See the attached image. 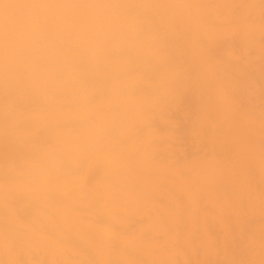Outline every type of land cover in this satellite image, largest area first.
I'll return each mask as SVG.
<instances>
[{
    "label": "bare ground",
    "instance_id": "bare-ground-1",
    "mask_svg": "<svg viewBox=\"0 0 264 264\" xmlns=\"http://www.w3.org/2000/svg\"><path fill=\"white\" fill-rule=\"evenodd\" d=\"M133 2L134 0H0V264H45L46 262V259L48 258V260H47V264H49V262L51 261L53 264H58V263H61V261L60 260H58V258H60V256L62 257V259H63V261L65 262V260L67 261V262H69V260L71 261V259H69L68 257H72V255H73V258L75 259V257H74V254L76 255V259H79L80 260V258H79V256H78V252H76V253H78V254H76L75 253V251L73 252V254L71 255V253L72 252H68V251H72V247H74L75 248V246H72L71 248L70 247H68L67 248V256L68 257H66V255H65V253L64 252H66V251H63V252H61V251H59V253H57V252H55L54 251V249L52 250V248H53V245H48V247L50 246L51 248H50V250L51 251H54L55 253H57L56 254V256H57V258H56V262L55 261H53V260H51L52 259V257H50V254L53 256V254H55L54 252H53V254H52V252L50 251V254L49 253H47L48 251H49V249H47L48 247L46 246L45 247V245H47V243H53L55 240L54 239H57L56 237L51 241L50 239L51 238H49L48 240L50 241V242H48L47 241V238L46 239H44L45 237H44V235H45V231H47L48 230V228L49 227H52L51 225L53 224V222L51 221L52 220V218L53 217H56L57 218V220H58V218H59V221H61V216L62 217H64V218H66V220H69V217L71 218L72 216L74 217V221H76L75 220V218H79V216H77L76 215V213H74L75 214V216H74V214L71 212L72 211V209H74L73 207H75V209L76 210H78V207H79V211H85L86 209H83L84 207V204H85V206H86V208L88 209V210H86L85 211V214H86V216H85V218H83V220H81V221H84V219L86 220L87 218H92V213H91V215L89 214L90 212H94V210H95V206L93 207V209L92 208H90L89 209V207H87L88 206V204H89V206L91 205L92 206V204H90V201H92V198H90V196L91 195H89L90 193H88V197L90 198V201H87L88 200V197H86L87 198V200H86V202H85V194H87L86 192H88V191H90V187L91 186H94L95 184H94V181L92 182V185H91V183L89 184V185H87L89 188H87L88 189V191H87V189H85V188H83L81 185H82V183H84V184H86L85 183V180H84V176H85V179H86V174L84 175V173L86 172L85 170H84V172L83 173H81V169L83 168V169H85L84 168V166L86 167V166H88V165H86V164H84V161L86 162L87 161V159L89 160V159H91L92 158V156H90V158H89V156L86 154L87 153V150H86V144H88V145H90V147L89 148H93L92 149V151H95L93 154H95L94 156L95 157H101L103 154H105L106 155V153H111V152H113V154H115L114 152H116V153H118L119 154V157H121V152H122V155H124V153L126 154V152L128 151V150H126L125 149V147L124 146H126V145H128V147H130V148H132L133 147V145H134V141L133 140H131V139H125L124 138V136L123 137H121V136H119V134L117 135L116 133V135H115V137H117V138H113V139H110V137L111 136H113V135H110L111 133L110 132H112L113 130H117V129H119L120 128V125H121V127H123L124 128V126H126V128L128 127H130V126H132V128H130V130L132 131V129H133V126H134V131H132V132H134V133H137V135L135 136L134 135V133H129L128 134V137L130 136V134H133L134 135V137L136 138V140L138 141V138L140 139V137H141V135L143 134V136H145L144 134H146L145 132H143L142 130H144L145 131V129L148 127L149 129L150 128H154V126H155V124H156V126H158L157 124L159 123L160 124V126H158V127H161V126H163V128L165 129L166 127L165 126H167L168 124L169 125H171V124H173V123H175L176 124V122H169V121H164V120H161L160 121V119L158 118V116H157V113L155 112V114L153 113V112H151L152 114H153V116H154V118L156 119V117H157V120H158V123H155V120H153L152 119V117H150L152 114L149 112V111H152V110H150V108H151V106L150 107H148L147 106V104L151 101V100H147V101H149V102H146L145 100H143V102H145V106L146 107H148L149 108V111H147V109L145 108V106H144V109H142L143 108V106H142V104H144V103H142V100H141V102H140V100L139 99H141V98H139V97H141V95H142V89L143 88H146V90H147V92L146 91H143V92H146V94H150V92H152V87H154V88H156L154 85L153 86H147V84L145 85V83L146 82H143V84H142V81L139 79V78H142V76H140L139 77V73H138V71L140 70V68H142L143 69V67L144 68H146L145 67V65L146 64H148L149 66H148V69H153V70H150L152 73H153V75H152V77L154 78V77H156L157 75H159V73H160V71L161 70H165L164 68H166V66H167V70L165 71V72H167L168 70H169V72H170V70H171V73L173 74V72H175V70L177 71L178 70V66H179V61L177 62L178 63V65H177V63L174 61V59H170V58H172L174 55L172 54V57H170V55H168V50H165V48L167 47L168 48V46L169 45H167V46H165V48H163L164 46H162L161 44H165V42L166 41H168V40H170L171 38V36L170 35H172V34H170L169 35V32H168V35L167 34H165V36L167 35V36H170L169 37V39H166L167 38V36H166V38L164 39V36H163V38L161 37V39H163V40H161L160 39V37H159V35L161 34L160 32H158L159 30V24L160 25H162V27H163V22L164 21H162V22H159V21H157V23L159 22V24H158V29H156V27L157 26H153V25H155V22L156 21H153V18H152V20H150L151 22H154V24H152L150 21V23H148L147 22V20H146V22L149 24L148 26H149V32H148V27L145 25V28H144V25L142 24V23H144L143 21L145 20H142V18H144L143 16H144V13H145V11L147 12V10L150 12V13H152V11H153V14L154 13H157V11L156 10H158L159 11V9H153V8H155V5H154V7H150L149 5L150 4H148V2H149V0H147V2H146V0H145V4L144 3H142L144 0H136V1H140V4L142 3L143 5H142V15H141V17L139 18V20H141V22L138 20V18H137V16H140V11L139 10H137V9H135L136 10V12L137 11H139V12H137L136 14H135V17L137 18V20L139 21H136V19H134L135 17L134 16H132V15H134V12H130L129 10H130V6H131V8H132V3L131 2ZM136 1L134 2V3H136ZM151 1V0H150ZM159 1V0H158ZM164 1V0H163ZM182 1V0H181ZM185 1V0H184ZM192 1V0H191ZM193 1H195V0H193ZM197 1V0H196ZM195 1V2H196ZM204 1V0H203ZM202 1V2H203ZM206 1V0H205ZM204 1V2H205ZM213 1V0H212ZM160 2V1H159ZM164 2H168V0L166 1H164ZM187 2H188V0H187ZM199 2V1H198ZM204 2L202 3V4H204ZM214 2V1H213ZM130 3H131V5H130ZM149 3H151V2H149ZM156 3H158L157 1H154L153 0V3L152 4H156ZM161 3H162V5L164 4L163 2H162V0H161ZM166 3L164 4V6H166ZM169 3V2H168ZM188 3H190V2H188ZM206 3V2H205ZM228 3V2H227ZM137 4V3H136ZM139 4V3H138ZM137 4V5H138ZM148 4V5H147ZM151 4V5H152ZM192 3H190V5H191ZM196 5H197V7H198V3H195ZM210 4V2H208V4L207 5H209ZM212 4H214V3H211L210 5L211 6H214V7H212V8H210V9H215V5H219L220 3L219 2H217V4H214V5H212ZM223 4V3H222ZM130 5V6H129ZM159 5H161L160 3H158V6ZM161 5V7H162V11H163V8H165L164 6H162ZM188 5V4H187ZM193 5H194V2H193ZM195 5V6H196ZM228 5V4H227ZM227 5H225V6H227ZM129 6V7H128ZM144 6V7H143ZM149 8H148V7ZM195 6H193V7H195ZM199 6H200V4H199ZM204 6V5H203ZM202 6V7H203ZM222 6H224V4L222 5ZM140 7H141V5H140ZM157 7V6H156ZM160 7V6H159ZM158 7V8H159ZM190 7H192V6H190ZM201 7V8H202ZM228 8L227 9H230L229 8V6H227ZM145 8H147L146 10H144ZM152 8V10H149V9H151ZM196 8V7H195ZM195 8H192V9H195ZM199 8V7H198ZM225 8V7H224ZM140 9V10H141ZM205 8L203 7V9H201V10H204ZM223 9V8H222ZM132 10L133 11H135L133 8H132ZM131 10V11H132ZM156 12H155V11ZM161 10V9H160ZM171 10L172 9H168V11L170 12V13H172L171 12ZM207 9H205L204 11H206ZM216 10V9H215ZM218 10V9H217ZM224 10H226V9H224ZM161 11V12H162ZM174 11V10H173ZM188 11H189V9H188ZM204 11H201V13L202 12H204ZM132 13V15H131V17H129L128 16V13ZM149 12H147V14L149 13ZM160 12V11H159ZM159 12H158V14H159ZM164 12H166L165 10H164ZM168 12V13H169ZM190 12V11H189ZM196 12H199V11H196ZM210 11H208V13H209ZM139 13V14H138ZM167 13V14H168ZM169 13V14H170ZM216 13V12H215ZM214 13V14H215ZM146 14V15H147ZM161 14H163V13H161ZM165 15V16H168V15ZM196 14V13H195ZM151 15V14H150ZM156 15V14H155ZM174 15V14H173ZM173 15H171V16H173ZM152 16H154V15H152ZM161 16V15H160ZM162 16H164V15H162ZM170 16V15H169ZM227 16V15H226ZM226 16H224V18L226 17ZM229 16V15H228ZM227 16V17H228ZM134 17V18H133ZM158 17L159 16H157V18L155 19V20H158ZM202 17V16H201ZM201 17H199L200 19H203V18H201ZM226 17V18H227ZM160 18V17H159ZM164 18V17H163ZM161 19V20H166V19ZM176 18V17H175ZM174 18V19H175ZM198 18V19H199ZM223 18V17H222ZM220 19L219 20V18H217L219 21H220V24L221 23H224V22H221V20H223V19ZM133 19H134V22H132L133 21ZM147 19H149V18H147ZM172 19V18H171ZM170 19V20H171ZM199 19V20H200ZM216 19V20H217ZM236 19V18H235ZM160 20V21H161ZM217 20V21H218ZM225 20V19H224ZM223 20V21H224ZM136 21V22H135ZM172 21V20H171ZM171 21H168L167 20V23L169 22H171ZM178 21V20H177ZM204 21V20H203ZM213 21H215V20H213ZM217 21H215V22H217ZM240 21V20H239ZM145 22V23H146ZM214 22V23H215ZM230 22V21H229ZM229 22H228V24H229ZM234 22H236V20L235 21H233L232 23L234 24ZM126 23H128V25L126 24ZM129 23H131V24H129ZM134 23V24H133ZM135 23L136 24H140V25H135ZM165 23V22H164ZM168 23V24H169ZM209 23H211V22H209ZM213 23V24H214ZM226 23V22H225ZM224 23V24H225ZM143 26H142V25ZM168 24H165V25H168ZM206 24V23H205ZM212 24V25H213ZM219 24V23H218ZM126 25L128 26V28H126ZM151 25V26H150ZM215 25H216V23H215ZM131 26V27H130ZM134 26V27H133ZM139 26V28H138V30L140 29L141 31L143 30V28H144V30L141 32L140 30V33H142V34H144L145 32H147V33H149V35H146V34H144L145 36H146V38H147V36H148V38L151 36V34H150V32H153V34L155 33V35H157L156 33H159L158 34V38H159V40L160 41H163V43H160V45L162 46V48L164 49V50H162V51H164V54H165V51H167L166 53H167V55L170 57V58H168V61H172V68H171V64L169 65V62H168V64L167 63H165V62H158V63H160V64H155L154 63V61H152L155 65H154V67H151V66H153V63L152 62H148V61H150L152 58L154 59V57H152V56H156V55H154V53H153V55H152V53H151V56L150 57H152V58H150L149 57V51L150 50H146L147 48H150V47H146V45H148L147 43L149 42V41H151V42H149L150 43V45H154L155 44V46H151V51L153 50V48L155 47V49H157L156 51H158V48L159 47H157V45H156V42L158 43V41H157V39L155 38V37H157V36H155V37H153V39H151V40H147L146 38H144L143 36H142V34H140V36H139V31L137 30V28H135V27H138ZM153 26V27H152ZM172 26V25H171ZM174 26V25H173ZM183 26V25H182ZM187 26V25H186ZM206 26H207V24H206ZM230 26H231V23H230ZM233 26V25H232ZM244 26V25H243ZM132 27H133V29H132ZM143 27V28H142ZM146 27H147V29H146ZM161 27V26H160ZM162 27H161V29L160 30H162ZM123 28V29H122ZM124 28H126V30H124ZM165 30H166V28L165 27H163ZM168 28H169V26H168ZM167 28V29H168ZM171 28V27H170ZM235 28V27H234ZM134 29L136 30V31H138V32H135V33H137L138 35L136 36V37H134L135 36V33L133 32L134 31ZM147 31H146V30ZM151 29H152V31H151ZM153 29H156V30H153ZM173 28H171V30H172ZM122 30H124V31H122ZM127 30L130 32V30L132 31V33H131V36H130V33L128 34V32H127ZM158 30V31H157ZM165 30H163L164 32H165ZM127 33H126V32ZM155 31H157V32H155ZM167 31V30H166ZM174 31L172 30V33H173ZM175 32H176V29H175ZM134 33V34H133ZM167 33V32H166ZM171 33V32H170ZM183 33V32H182ZM163 34V35H164ZM175 34V33H174ZM180 34V33H179ZM181 35V34H180ZM140 38H139V37ZM142 36V37H141ZM154 36V35H153ZM179 35L178 34H176V36H174V37H176L177 39H180L179 37H178ZM133 37V38H132ZM131 38H132V40H134V38L136 39V40H138L139 42H136V40H134L135 42H136V44H138L139 45V43H140V45H141V47L139 48V46L138 45H134V41H131ZM143 38V39H142ZM151 38V37H150ZM173 38V37H172ZM175 38V39H176ZM185 38H187V37H185ZM184 38V39H185ZM189 38V37H188ZM142 39V40H141ZM144 39H146L145 41H144ZM155 39H156V42H155ZM175 39H171V41H170V44L172 43V41L173 40H175ZM176 39V40H177ZM141 40V41H140ZM152 40H154V41H152ZM164 40H165V42H164ZM176 40L174 41V43L176 42ZM143 41V42H142ZM159 41V42H160ZM178 41V40H177ZM133 42V43H132ZM152 42H154V43H152ZM186 42V41H185ZM141 43H143V45L141 44ZM152 43V44H151ZM174 43H172V44H174ZM183 41H182V46H183ZM144 44H146V45H144ZM167 44H169V41L167 42ZM176 44V43H175ZM253 44H255V43H253ZM185 45V44H184ZM189 45V44H188ZM187 45V46H188ZM251 45V44H250ZM127 46H129L130 47V49H131V47L133 46L135 49L137 48V52H138V50L139 51H141V50H143V51H141L143 54V59H144V55L146 54V57H145V59L143 60L142 59V57H139V59H138V61L139 60H141V61H143V63H146V64H141L140 65V67L139 68H136L135 66H134V64L136 63L137 64V58L138 57H134V58H136V59H134L136 62H134L133 60H132V64L131 63H129L128 61H127V59L128 60H131L132 58H133V55H131V54H133V52H131L132 50L133 51H135L136 52V50L132 47V49L129 51V47H128V49H126V50H128V54L129 55H131V56H128L127 55V52L126 51H124L125 50V47L127 48ZM136 46V47H135ZM161 46H160V51H161ZM171 46V45H170ZM169 46V47H170ZM173 46V45H172ZM186 46V45H185ZM248 46V45H247ZM252 46V45H251ZM157 47V48H156ZM180 47V46H179ZM179 47H177L179 50H181L182 49V51H183V48H179ZM184 47V46H183ZM198 47V46H197ZM139 48V49H138ZM171 48V47H170ZM170 48H168V49H170ZM188 48V47H187ZM204 48V47H203ZM206 48V47H205ZM231 48V47H230ZM233 48V47H232ZM154 49V50H155ZM198 50H200L199 48H197ZM248 49H249V47H248ZM146 51V53H145V51ZM173 50V49H172ZM246 50V49H245ZM256 50V49H255ZM123 51V52H122ZM148 51V52H147ZM155 51V52H156ZM160 51H159V53H160ZM186 51V48H185V50H184V52ZM203 51V50H202ZM207 51V50H206ZM227 51H228V49H227ZM134 52V56H137L138 54V56H140V54H141V52H136L135 53ZM171 52H173V51H170V53ZM198 52H200V51H198ZM247 52V51H246ZM249 52V51H248ZM145 53V54H144ZM157 53V52H156ZM155 53V54H156ZM137 54V55H136ZM162 54H163V52H162ZM197 54V53H196ZM203 54V56H204V53L203 52H201V55ZM248 54V53H247ZM128 56V57H126L125 58V56ZM161 55V54H160ZM198 55V54H197ZM258 55V54H257ZM256 54L255 55H253L254 57H256L257 56ZM158 56V55H157ZM163 56H166V55H163ZM259 56V55H258ZM257 56V57H258ZM129 57H132V58H130L129 59ZM150 59H149V58ZM185 57V56H184ZM202 57V56H201ZM201 57H199V58H201ZM206 57V56H205ZM204 57V58H205ZM247 57V56H246ZM245 57V58H246ZM155 58H158V57H155ZM173 58H176V56L175 57H173ZM189 58V57H188ZM226 58V57H225ZM250 58V57H249ZM149 59V60H148ZM202 59H203V57H202ZM202 59H201V61H202ZM208 59V58H207ZM212 59H214V58H212ZM180 60H182V59H180ZM185 60H186V58H185ZM205 60V59H204ZM225 60V59H224ZM227 60V59H226ZM231 60H234V59H231ZM248 60V59H247ZM145 61H147V62H145ZM189 61V60H188ZM200 61V62H201ZM210 61V60H209ZM208 60L206 61V62H209ZM157 62V61H156ZM176 63V65L175 66H177V68L174 66V64ZM204 62V61H203ZM221 62H223L224 64H225V61H221ZM227 62H230V61H226V64H227ZM235 61H233V62H231V64H228V65H230V71H229V67H225L224 68V70L223 69H220L222 66H224L222 63V65L221 66H215V69H216V67H219V69L220 70H218V74H220L221 72H219V71H223V73H221L222 74V76H223V78H224V80H223V78H222V76H219L221 79H222V81H225V82H222L224 85V90L226 89V91H229V87L230 88H232L233 86L235 87V85H234V81L235 80H233V79H235V77L234 78H232V75L234 74V75H237L236 77H239V74H236L235 73V70H236V72L240 69V68H242V69H245V66L244 67H239L238 68V64H237V68H238V70H237V68H235L236 67V62H235V64H233ZM253 61H251V63L249 64V65H254L253 63H252ZM262 62H264V60H262ZM139 64H140V61L138 62ZM142 63V62H141ZM150 63H152V64H150ZM163 63H165V64H163ZM174 63V64H173ZM185 63V65H187L186 64V62H183V64ZM214 62H212V60H211V64H213ZM182 64V62L180 63V66L181 65H183ZM190 64V63H189ZM192 64V63H191ZM190 64V65H191ZM200 64V63H199ZM215 64H217V62L215 63ZM225 64V65H226ZM234 65V72H232L233 70L231 69L232 67H231V65ZM239 64H240V62H239ZM132 65V66H131ZM157 65V66H156ZM161 65H162V67H161ZM168 65H169V67L171 68H169L168 67ZM197 65V64H196ZM206 65V64H205ZM218 65V64H217ZM232 65V66H233ZM243 64H241V66H242ZM126 66H129L128 68L130 69L131 67V69L133 70H135V71H137V73L135 74L134 72L135 71H132V73H130V74H132V75H129V73H128V71L130 72L131 70H128L127 68H126ZM131 66V67H130ZM147 66V65H146ZM161 68H160V67ZM179 66V70H180V68L182 69V67H180ZM204 66V65H203ZM97 67H99V68H101L102 69V71L100 70V75H102V73L101 72H103L104 70L106 71H104L103 73H106L105 75L107 76H102V77H104V80H103V82L105 83H103L102 82V84H104V86H105V88H106V92H107V96H109L108 98H110V97H112L114 100L119 96H123V94L121 95V94H119V93H121V92H124V91H126V93H127V91H132V90H136V91H138V93L140 94V95H138V93L136 92V91H132L133 92V95H131L130 94V96H134L135 97V95H136V93H137V97L139 98V99H137V101L139 100V102H137V103H139V106H137L136 107V105H138V104H135V106L133 105V100L135 99L134 97L132 98L133 100H131V101H129V102H131L132 103V107H129V105L131 106V103H129L128 102V106H126V107H129L131 110H132V108L134 107V108H137V109H134L133 108V111H131L129 108L128 109H124V108H122V107H125V105L123 104V106L122 107H120L119 108V106L120 105H117L118 104V102L116 103V101H115V103H116V105H117V109L116 110H118L117 112H116V110H114V109H111V111H107L108 110V108H109V106H108V108H106V110L104 111H102V112H98L97 111V113H95L94 114V112H96L93 108H92V106L91 105H89V106H91V107H89L88 106V94L89 93H91V89H90V86H91V84L93 85V87L95 88V90H96V94H98L99 93V90H100V93H103V92H105L104 91V88H102V86H99L100 85V80L99 81H97L99 84L97 85L96 83H92V81L91 82H89V79H90V77H91V79H92V71L93 72H96L95 74V76H97V71H96V69H97ZM150 67V68H149ZM156 67V68H155ZM159 67V68H158ZM164 67V68H163ZM196 67V66H195ZM205 67V66H204ZM207 67H208V65H207ZM206 67V68H207ZM249 67V66H248ZM248 67L246 68V69H248ZM256 66L254 65V68H255ZM258 67H260V69H261V66H258ZM258 67H256L255 68V70H258L259 68ZM262 67H264V64L262 65ZM126 68V69H125ZM158 68V69H157ZM169 68V69H168ZM175 68V70H173ZM186 68V67H185ZM190 67L188 66V68L186 69L187 70V73H186V71L185 70H183V71H185V73H184V77L182 78V76L181 77H179V83H182L181 82V78L183 79L182 81H184V78L186 77L187 78V76H188V74L190 73L191 74V72H188V71H190V70H188ZM200 68V67H199ZM211 68V67H210ZM223 68V67H222ZM252 69H253V67H251ZM251 68L250 69H248V71L249 70H251ZM148 69H146V71H147V74H145L146 73V71H145V73L144 72H140V73H142V75L144 74V78H142L143 80L144 79H148L149 77L150 78H152L151 76H150V74L149 73H151V72H149L148 73ZM196 69V68H195ZM201 69V71H202V73H204L207 77L206 78H208V77H210V76H208V74L209 73H207V70H209V69H207L205 72H204V70L202 69V68H200ZM225 69H226V71L228 70V73L225 71ZM246 69H245V71H246ZM258 70V73H259V71H261V72H264V71H262V70ZM263 69V68H262ZM157 70V71H156ZM178 70V71H179ZM193 70V69H192ZM199 70V69H198ZM216 70V71H217ZM142 71H144V70H142ZM197 71V70H196ZM240 71H243V73H244V75H243V73H242V76H244L245 78H247L246 76L248 75H245L246 73H245V71L244 70H239V72ZM194 72V71H193ZM198 72H200V71H197V73ZM224 72H226V73H224ZM238 72V73H239ZM250 72V71H249ZM249 72H247V73H249ZM260 72V73H261ZM133 73H134V76H133ZM154 73H156V75L154 74ZM196 73V74H197ZM230 73V74H229ZM251 73H253V72H251ZM251 73H249V75H251ZM257 73V71H255V74ZM162 75H164V73H163V71H162V73H161ZM180 74H182V73H180ZM180 74H179V76H180ZM185 74H187V76H185ZM200 74H201V72H200ZM215 74H216V72H215ZM218 74H217V78H218ZM226 74L228 75L227 77L229 78V77H231L230 79L231 80H233V85H232V81L230 80L229 82V84H231V85H226V84H228L227 82H228V78H226L225 79V76H226ZM232 74V75H231ZM254 74V73H253ZM141 75V74H140ZM147 75H149V77L147 76ZM171 75V74H170ZM174 76H176L175 74H173ZM183 75V74H182ZM192 75V74H191ZM195 75V74H194ZM199 74H197V78H198V80H200L199 79V76H198ZM230 75V76H229ZM249 75H248V79H246V80H249L251 77H254V75L252 76H250V78H249ZM261 75V74H260ZM259 74H258V76H260ZM166 76L167 75H165L164 77H163V79L164 78H166ZM196 76V75H195ZM201 76H202V74H201ZM200 76V77H201ZM216 76V75H215ZM241 76V75H240ZM241 76V77H242ZM101 77V76H100ZM171 77V76H170ZM173 77V76H172ZM193 76H191V78H192ZM203 77H204V75H203ZM99 78V77H98ZM149 78V79H150ZM161 78V77H160ZM178 78V77H177ZM190 78V77H189ZM189 78H187L188 80H190V83H188V84H193V79L194 78H196V77H194L193 79H189ZM197 78L196 79H194L195 81L197 80ZM205 78V77H204ZM203 78V80H205ZM216 78V77H215ZM216 78V79H217ZM243 78V77H242ZM242 78H240V79H242ZM90 79V80H91ZM101 79V78H100ZM103 79V78H102ZM106 79H107V81H108V84H107V81H106ZM148 79V81H152V80H155V81H152V82H156V80L158 79L157 77L156 78H154V79H150L149 80ZM186 79V81H188ZM213 78H211V80H212ZM221 79H217V81H216V83L218 82V80H219V82L221 83ZM228 79V80H227ZM239 79V80H240ZM252 79V78H251ZM254 79V78H253ZM262 79H264L263 78V74H262ZM159 80V79H158ZM158 80H157V83H158ZM166 80H168V82H166ZM171 80V81H170ZM191 80H192V82H191ZM208 80L210 81V82H212L211 80H210V78H208ZM236 80H237V78H236ZM245 80V81H246ZM139 81H141L140 83H139ZM164 81L166 82V83H164ZM206 81V80H205ZM209 81H207L209 84H210V82ZM227 81V82H226ZM244 81V79H242V81L240 80V84L242 85V83L243 82H245ZM169 82H170V84H169ZM189 82V81H188ZM206 82V83H207ZM218 82V83H219ZM239 82V81H238ZM247 82V81H246ZM89 83H91L90 85H89ZM163 83L164 84H167V85H172V88H170V87H168V88H170V91L172 92L171 93V95L170 96H172V98H173V96L175 97V93H177L176 92V87H173L174 86V81H172V78L170 79L169 78V76L167 77V79H165V80H163ZM172 83V84H171ZM184 83H185V81H184ZM236 83V87H237V82H235ZM247 83H249V81L247 82ZM246 83V84H247ZM107 84V85H106ZM149 84V83H148ZM195 84V83H194ZM211 84H214V82H212ZM246 84H244V85H246ZM160 85V84H159ZM158 85V86H159ZM185 85V84H184ZM222 85V84H221ZM221 85L218 87V88H220L221 87ZM226 85V86H225ZM96 86H99L101 89H103L102 91L103 92H101V89L100 88H96ZM161 86V85H160ZM187 86V85H186ZM202 86L203 87H205L206 88V85L204 86V84H202ZM208 87H209V85H207ZM211 86V85H210ZM227 86H229V87H227ZM148 87V88H147ZM165 87V86H164ZM167 87V86H166ZM194 87V86H193ZM214 88H215V85L213 86ZM226 87V88H225ZM233 87V88H234ZM163 87L161 86V88H160V90L162 89ZM167 88V89H168ZM183 88V87H182ZM180 89V92H181V90H183V89ZM184 88H185V86H184ZM189 88V87H188ZM211 88H212V86H211ZM141 89V90H140ZM149 89H150V91H149ZM152 89V90H151ZM164 89V88H163ZM167 89H165V91L167 92V94H170L169 93V90H167ZM172 89L173 90H175L174 91V93H173V91H172ZM207 89V88H206ZM228 89V90H227ZM237 89H239L238 87L236 88V95L240 92L239 90L237 91ZM91 90V91H90ZM98 90V91H97ZM144 90V89H143ZM154 90H156V89H154ZM158 90V95H160V100H163V102H161L162 104H165V105H167L168 104V102L169 101H165L164 100V98H169V100H170V97H169V95H168V97H165V96H167V95H164V96H162L164 93H162L161 91H164V90ZM188 90V89H187ZM191 90V89H190ZM204 91V89L201 87V89H200V91L201 92H203ZM233 90V89H232ZM130 91V92H131ZM197 91H199V90H197ZM196 91V92H197ZM217 91H218V89L216 90V92L215 93H217ZM222 91V90H221ZM98 92V93H97ZM119 92V93H118ZM131 92V93H132ZM149 92V93H148ZM155 92V91H154ZM219 93H220V90L218 91ZM223 92V91H222ZM135 93V94H134ZM161 93H162V95H161ZM205 93V92H204ZM242 93V92H241ZM93 94V95H92ZM92 96L91 95H89V98H91V97H97V98H100L99 97V95L100 94H98V96L95 94V91H94V93H93V91H92ZM116 94L118 95L117 97H116ZM144 94V93H143ZM153 93H151L149 96L150 97H147V98H149V99H151V97L153 98V99H155V96H153L152 95ZM191 94V93H190ZM202 94V93H201ZM240 94V93H239ZM95 95V96H94ZM102 95V94H101ZM157 94H156V96H157V98L159 97ZM194 95V94H193ZM196 95V94H195ZM209 95V94H208ZM218 95H220V94H218ZM235 95V96H236ZM91 96V97H90ZM125 96V95H124ZM211 96V95H210ZM102 97V96H101ZM104 97V96H103ZM164 97V98H163ZM239 97V96H238ZM242 97H245V96H242ZM241 97V98H242ZM252 96H250V98H251ZM255 97H257V95L255 96ZM96 98V101H97V103L99 104V102H100V100L99 99H97ZM105 98V97H104ZM126 98L127 97H125V100H126ZM144 98H145V94H144ZM162 98V99H161ZM240 98V99H241ZM92 99V98H91ZM90 99V100H91ZM95 99V98H94ZM94 99H92V100H94ZM130 99V98H129ZM174 99H176V98H174ZM204 99V98H203ZM244 99V98H243ZM128 100V99H127ZM167 100V99H166ZM209 100H210V98H209ZM250 100H252V98L250 99ZM107 101V100H106ZM112 101V104H114L113 103V100H111ZM155 101H157V102H155ZM152 100L151 101V103L153 102H155V104H152V105H157V108H160L162 105H158V100L156 99V100ZM164 101H165V103H164ZM203 101V100H202ZM214 101V100H213ZM243 101V100H242ZM248 101V100H247ZM103 102V103H102ZM104 102H105V99H102V101L100 102L101 104H103L104 105ZM135 102H136V99H135ZM134 102V103H135ZM159 102V103H160ZM171 102V101H170ZM94 102H92V105H94L93 104ZM96 102H95V105L97 104ZM142 103V104H141ZM147 103V104H146ZM157 103V104H156ZM160 103V104H161ZM213 103V102H212ZM243 103H245V101H243L241 104H243ZM101 104H99V105H101ZM106 104H107V102H106ZM111 104V105H112ZM121 104V103H120ZM247 103H245V105H246ZM108 105V104H107ZM172 105V104H171ZM180 105V104H179ZM178 105V106H179ZM205 105V104H204ZM212 105V104H211ZM218 105V104H217ZM244 105V106H245ZM248 105H250V104H247L246 106V109H250V108H253L254 109V106L253 107H251L252 105H253V103H252V105L251 106H249L248 107ZM102 106V105H101ZM114 107H112V108H115V105H113ZM160 106V107H159ZM168 106L169 105H167V107L166 106H164L163 108H164V111L163 112H161V108H160V116L161 115H165V118H167V120L171 117V115L168 117V114H167V116H166V114H164V112H167V110H173L170 106H169V108H168ZM176 106V105H175ZM208 106H210V104L208 103ZM215 106V105H214ZM219 106V105H218ZM241 107V112H243V108H245V107ZM173 107V106H172ZM207 107V106H206ZM217 107V106H216ZM215 107V108H216ZM221 107V106H220ZM88 108H90V110H91V108H92V112L91 113H93L94 115H92L91 114V116L88 114V111H89V109ZM99 108V107H98ZM139 108H140V110L142 109L145 113H143V111H142V113L143 114H141V112L139 113L140 115L138 116L140 119L142 118V115H144V117H145V119L147 120V123H148V121H150L148 124L146 123L145 125L143 124V123H140V122H138V124L136 123V125H135V121H134V124L133 125H130L131 123L129 122V123H127V120L129 121V119L127 118V119H124V116H126V114H129V111L131 112V115L132 114H136L135 112H134V110H139ZM154 108V107H153ZM162 108V109H163ZM167 108V110L165 111V109ZM175 108V107H174ZM177 108V107H176ZM186 109L185 107H182V109L181 110H183L182 111V113L184 112L185 113V110L184 109ZM215 108H214V110L213 111H215ZM145 109H146V111H145ZM152 109V108H151ZM155 109H156V107H155ZM155 109H153V110H155ZM211 109V108H210ZM218 109V111L219 110H221V108H217ZM222 109H224V107L222 108ZM114 110V111H113ZM129 110V111H128ZM178 110V109H177ZM177 110H175V111H177ZM187 110V109H186ZM204 110L206 111V108H205V106H204ZM238 110H239V107H238ZM120 111V112H119ZM125 111H127L128 113H125ZM201 111V110H200ZM212 111V110H211ZM116 112V113H115ZM149 112V114H151L150 116L149 115H147V113ZM157 112H158V110H157ZM170 112H172V111H170ZM170 112H167V113H170ZM178 112V111H177ZM177 112H175V113H177ZM199 112V111H198ZM209 112H210V110H209ZM217 112V111H216ZM219 112H221V113H223L222 112V110L221 111H219ZM225 112V111H224ZM246 112H247V110L245 111V112H243V113H245L246 114ZM251 112L252 111H250L249 113L251 114ZM89 113H90V111H89ZM159 113V112H158ZM174 113V111L172 112V114ZM175 113L173 114V115H175ZM206 113V112H205ZM214 114H211V115H215L216 113L215 112H213ZM253 113V112H252ZM256 113V112H255ZM254 113V114H255ZM210 114V113H209ZM253 114V115H254ZM138 115V114H137ZM136 115V116H137ZM156 115V116H155ZM172 115V116H173ZM218 116H220L219 114H217ZM216 115V116H217ZM252 115V116H253ZM147 116H148V118H147ZM159 116V117H160ZM199 116V115H198ZM202 116V115H201ZM200 116V117H201ZM241 116H242V114H241ZM250 116V115H249ZM248 116V117H249ZM255 116V115H254ZM150 117V118H149ZM199 117V118H200ZM209 117H210V115H209ZM224 118V116H223V114H221V118ZM227 117V116H226ZM251 117V116H250ZM256 118H257V116H255ZM160 118H163L164 119V117H160ZM172 119H173V117H171ZM170 118V119H171ZM201 118H203V117H201ZM212 118V117H211ZM215 118V117H214ZM213 118V119H214ZM220 118V119H221ZM233 118V117H232ZM253 118V117H252ZM132 119V118H131ZM175 119V118H174ZM207 119V118H206ZM208 119H210V118H208ZM212 119V120H213ZM216 119V118H215ZM123 120H125L124 122H123ZM133 120V119H132ZM138 120V119H137ZM142 120H144V119H142ZM141 120V121H142ZM153 120V121H152ZM193 120H195V119H193ZM203 120V119H202ZM217 120H219V118L217 119ZM222 121H223V119H221ZM235 120V119H234ZM174 121V120H173ZM209 121V120H208ZM210 121H211V119H210ZM209 121V122H210ZM121 122H123V123H121ZM128 124V125H125L126 123ZM143 122V121H142ZM144 122H145V120H144ZM167 122H169V123H167ZM216 122V121H215ZM219 122V121H218ZM218 122H216L217 124H218ZM221 122V121H220ZM225 122H226V120H225ZM239 122V121H238ZM121 123V124H120ZM139 123H140V125H139ZM154 124V125H149V124ZM200 123V122H199ZM210 123H213V122H210ZM142 124V125H141ZM162 124V125H161ZM166 124V125H165ZM195 124H196V122H195ZM207 124V123H206ZM205 124V125H206ZM215 124V123H214ZM216 124V125H217ZM168 125V126H169ZM208 125V124H207ZM210 126V128H213L212 126H211V124H209ZM216 125H215V127H216ZM234 125V124H233ZM233 125H232V127H233ZM119 126V127H118ZM136 126V127H135ZM139 126V127H138ZM192 126H193V124H192ZM195 126V125H194ZM218 126H220L219 124H218ZM83 128L82 130L80 129H78V128ZM158 127H155V128H158ZM172 127V126H171ZM208 126H206V128H207ZM208 127V128H209ZM224 127V126H223ZM226 127V126H225ZM237 127V126H236ZM127 128V129H128ZM135 128H137V129H135ZM151 129V130H154V129ZM194 128V127H193ZM199 128H200V126H199ZM205 128V127H204ZM205 128V130H208V128L206 129ZM209 128V129H210ZM222 128V127H221ZM78 129V130H77ZM122 129V128H121ZM121 129H119V130H121ZM127 129L125 130V129H123V131L124 132H126L127 131ZM139 129V131H137ZM141 129V130H140ZM164 129H161V130H164ZM170 129V128H169ZM172 129H174V126H173V128ZM171 129V130H172ZM214 129V128H213ZM233 129H234V127H233ZM129 130V129H128ZM157 129H155L154 131H151L150 132V134L152 133H154V132H157L158 131V133L157 134H160L159 132V130H157ZM212 130V129H211ZM210 130V131H211ZM216 130V129H215ZM136 131V132H135ZM141 131L143 132V133H141ZM165 131H168V130H166L165 129ZM197 131V130H196ZM204 131V130H203ZM217 131H219V130H217ZM217 131H215V132H217ZM240 131V130H239ZM242 131V130H241ZM140 132V133H139ZM163 132V131H162ZM170 132V131H169ZM169 132H167L168 133V135H169ZM174 132V131H173ZM209 134H210V132L209 131H207ZM206 132V133H207ZM214 132V133H215ZM222 132H224V130H222ZM77 133L79 134V136L81 135V139L79 140L78 139V136H77ZM175 133V132H174ZM205 133V132H204ZM203 133V134H204ZM238 133H240V132H238ZM237 133V134H238ZM109 134V135H108ZM138 134H140V135H138ZM156 134V133H155ZM163 134V133H162ZM220 135H221V133H219ZM227 134V133H226ZM241 134V133H240ZM173 135V134H172ZM171 135V136H172ZM218 135V134H217ZM236 135V134H235ZM234 135V136H235ZM158 136V135H157ZM203 136V135H202ZM201 136V137H202ZM212 136H214V134L212 135ZM211 135H210V137H212ZM222 136V135H221ZM246 136V135H245ZM125 137H127V135L125 134ZM138 137V138H137ZM207 137H208V135L206 136L205 135V140L203 139V137H202V139H203V142H205L206 141V139H207ZM209 137V138H210ZM225 137H227L226 135H225ZM107 138H109V139H107ZM112 138V137H111ZM215 138V137H214ZM222 139H225L223 136L221 137ZM228 138V137H227ZM226 138V139H227ZM94 139H95V141H94ZM142 139V138H141ZM218 139H219V137H218ZM221 139V140H222ZM235 139H236V137H235ZM246 138H244V140H245ZM84 140V141H83ZM145 140V139H144ZM163 140H164V138H163ZM79 141L81 142V141H83V144H82V142H81V145H80V143H79ZM86 141V146L84 145V142ZM88 141V142H87ZM128 141H130V142H128ZM168 141H169V139H168ZM167 141V142H168ZM217 141H220V140H217ZM225 140H223V142H224ZM230 141V140H229ZM228 141V142H229ZM128 142V143H127ZM139 142H141V141H139ZM158 142V141H157ZM157 142H155L154 141V139H153V141H152V143H151V145L153 146V145H157V147L161 144H157ZM161 142V141H160ZM203 142H200L201 144H203ZM207 142H209V141H207ZM216 141H214V143H215ZM226 142V141H225ZM231 142H232V140H231ZM129 143H130V145H131V143H133L131 146L129 145ZM155 143V144H154ZM212 143V142H211ZM218 143H220V142H218ZM217 143V144H218ZM227 143V142H226ZM233 143V142H232ZM241 143V142H240ZM150 144V143H149ZM164 143H162V145H163ZM205 144V146L204 147H206V142L204 143ZM203 144V145H204ZM210 144V143H209ZM208 144V145H209ZM216 144V143H215ZM223 144V143H222ZM227 144H230V143H227ZM235 144V143H234ZM237 144V143H236ZM239 144V143H238ZM242 144V143H241ZM249 144V143H248ZM82 145H84L85 147H81ZM203 145H200V147L201 146H203ZM213 145V144H212ZM212 145H210V146H212ZM218 145H220V144H218ZM137 146H139V145H137ZM151 146V147H152ZM209 146V147H210ZM214 146H216V145H214ZM220 146H222V145H220ZM220 146H218V148L220 147ZM224 146V145H223ZM232 146H233V144H232ZM235 146V145H234ZM79 147H81V148H83L84 150H85V154L84 153H80L81 155H79V153L78 152H83L84 150L82 149V150H79ZM150 146H148V148H149ZM154 147V146H153ZM156 147V149H158ZM208 147V148H209ZM89 148H87V149H89ZM140 148H141V145H140ZM224 148V147H223ZM222 147H220L219 149H222V150H226L225 148L223 149ZM236 147H234V149H235ZM135 148L133 147V150H134ZM142 149V148H141ZM147 149V148H146ZM155 149V151H156V153H157V151H159L158 153H161V148H159V150H156ZM168 149V148H167ZM211 149H213V147L212 148H210V150ZM228 149H230V148H228ZM227 149V150H228ZM234 149H233V151H234ZM79 150V151H78ZM124 150H126V151H124ZM152 150H154V149H152ZM152 150H151V148H149V150H142L143 151V153L145 152L146 153V155H143V153H141L142 155V157L141 158H143V157H147L148 159H149V161H148V163H150V165H152L153 163H154V160L155 159H153V160H150L151 158H153L154 156H152L151 158H149V154L150 155H153V153H152ZM169 150V149H168ZM201 150V149H200ZM203 150V149H202ZM221 150V151H222ZM91 151V150H90ZM132 151V150H131ZM137 151H140V150H137ZM155 151H154V154H155ZM221 151H220V153H221ZM229 151V150H228ZM228 151H226V152H228ZM232 151V150H231ZM231 151H229L230 153L229 154H232L233 156H234V154L233 153H235V152H233V153H231ZM152 154H151V153ZM216 152V151H215ZM128 153V152H127ZM144 153V154H145ZM147 153H149L148 154V156H147ZM172 153V152H171ZM204 153H206V152H204ZM211 153H212V151H211ZM217 153H219V152H217ZM223 153V152H222ZM221 153V154H222ZM243 153V152H242ZM77 154L79 155V156H82V158H79L78 159V157H77ZM82 154H84V155H82ZM139 154V156H140V152L138 153ZM162 154H163V151H162ZM162 154H159L160 156L162 155ZM224 154V153H223ZM222 154V155H223ZM226 155H228L227 153H225ZM133 155V154H132ZM135 155H136V153H135ZM158 155V154H157ZM156 155V156H157ZM168 155V154H167ZM200 155H201V153H200ZM199 154H198V156L199 157H201L202 159H200L199 157H198V159L196 160V161H198L199 159H200V161L201 160H203V156L201 155L200 156ZM216 155V154H215ZM231 155V156H232ZM83 156H85V157H83ZM86 156H88V158L86 157ZM129 156L131 157V155L129 154ZM129 156H127V158L129 157ZM138 155H137V157H139ZM160 156H157L156 157V161L155 162H157L158 160H159V158H160ZM162 156H164V155H162ZM168 156H170V155H168ZM167 156V157H168ZM211 156H213V154H211ZM219 156V155H218ZM229 156V155H228ZM237 156V155H236ZM115 157V156H114ZM117 157H118V155H117ZM129 157V158H130ZM134 157H136V156H134ZM137 157H136V159H137ZM166 157V156H165ZM165 157H164V159H165ZM166 157V158H167ZM216 158H217V156H215ZM239 157V156H238ZM86 158V159H85ZM124 159V161H127V160H129L130 161V159ZM132 158V157H131ZM209 158L210 157H208V159L207 158H204V159H207V160H209ZM212 158V157H211ZM220 159H223V157L221 156V157H219ZM219 158H217V159H219ZM240 158H241V156H240ZM85 159V160H84ZM100 159V158H99ZM115 159V158H114ZM133 160L132 161H137L138 162V160H139V165H140V160H142V159H140V157H139V159H135V158H132ZM144 159V158H143ZM168 159V158H167ZM166 159V160H167ZM171 159H173V155H172V158ZM170 159V160H171ZM119 160H122V158L121 159H119ZM118 160V161H119ZM161 160H163V159H161L160 158V161H158V162H160V163H162L163 164V162H161ZM175 160V159H174ZM215 160V159H214ZM233 160V159H232ZM235 160H236V158H235ZM234 160V161H235ZM99 161L100 160H97V162L99 163ZM123 160H122V162H121V164L124 162ZM132 161H131V164H132ZM144 161H146V158L144 159ZM144 161H142L141 163H142V166H144L145 164L144 163H147V161L146 162H144ZM152 161H153V163H152ZM164 161V160H163ZM210 161V160H209ZM219 161V160H218ZM222 161V160H221ZM230 161V160H229ZM239 161V160H238ZM87 162H90V160L89 161H87ZM86 162V163H87ZM136 162V163H137ZM166 162V161H165ZM205 161H203V164H200V166L202 165V166H204V164H207V162L206 163H204ZM222 162H224V161H222ZM233 162V161H232ZM232 162L230 163V164H232ZM236 162V161H235ZM100 163H102L101 161H100ZM110 164L109 165H111V166H109V165H107V167H112V165H114V163H115V165H116V167H118L119 169H120V167H122L121 169H120V172H122L121 174H119V175H121V179H119V177H114L115 175H116V170L118 169V168H115L116 170H114V167H113V169L111 168H109L110 169V171L111 170H113V171H111V172H106V174H104L103 176L101 175L102 174V172H100V178L102 179V180H104V179H106V178H108V177H110V180L111 181H113L114 179H115V181H116V179L118 180V181H116V183H114L115 181H113L112 183H111V181L110 180H108V179H106L107 181L105 182V180L104 181H102V180H100L101 182H105V183H101V182H99L98 181V183L99 184H101L102 185V187L104 186V185H106L107 184V182L109 183V184H111V186L113 185V183H114V186L113 187H115V188H111L110 187V185H109V187H108V185L106 186L108 189H102V191H100L101 193L103 192V190L105 191V190H107V195H109V196H105L107 199H109V197H114L115 195L116 196H118L119 197V195H120V197H121V194H116V193H120V189H122V190H129V189H123L122 187L124 186L123 184H125V182H126V180L124 179V178H126V175H127V172L125 173V171L124 170H133V169H136L134 166H135V164H134V162H133V164L134 165H131V166H133L132 168L130 167V165H125V166H129L130 168H128V169H126V167H123V165H124V163H123V165H121L120 164V162H109ZM128 164H129V162H127ZM174 163V162H173ZM178 163V162H177ZM190 163V162H189ZM197 163H199V162H197ZM200 163H202V162H200ZM219 163V162H218ZM237 163V162H236ZM105 164V163H104ZM120 164V165H119ZM144 164V165H143ZM178 164H180V162L178 163ZM178 164H176V165H178ZM220 164H221V166H222V163L220 162ZM224 164H226V162L224 163ZM229 164V163H228ZM95 165H97V163H95ZM102 165V164H101ZM119 165V166H118ZM149 165V166H150ZM155 165V164H154ZM175 164H173V166H174ZM184 165V164H183ZM182 165V166H183ZM187 165V164H186ZM191 165V164H190ZM211 165H213V164H211ZM216 166H218L217 164H215ZM227 165V164H226ZM153 166V165H152ZM157 166V165H156ZM161 166V165H160ZM164 166V165H163ZM169 166H171L170 164H169ZM168 166V167H169ZM178 166H180V165H178ZM194 166V165H193ZM197 166H199V165H197ZM196 166V167H197ZM208 166L209 165H207L206 167L208 168ZM220 166V165H219ZM90 167V166H89ZM104 167V166H103ZM103 167H101L100 166V164H99V166L98 167H95V170H94V172L96 171L97 173H99V171H100V169L102 168L103 169ZM106 167V168H107ZM136 167H138V163H137V165H136ZM145 167V166H144ZM144 167H142V168H144ZM210 167V166H209ZM224 167V166H223ZM229 167H230V165H229ZM229 167H226L227 168V171H228V169H229ZM97 168H99V169H97ZM125 168V169H124ZM139 168V167H138ZM141 168V166H140V169H142ZM156 168V167H155ZM200 168V167H199ZM212 168H214L213 166H212ZM218 168H220V167H218ZM222 168V167H221ZM225 168V169H226ZM82 169V170H83ZM92 169H93V167H92ZM108 169V170H109ZM124 169V170H123ZM144 169H146V167L144 168ZM149 169V168H148ZM150 169H151V167H150ZM173 169V168H172ZM197 169V168H196ZM210 169V168H209ZM224 169V170H225ZM235 169L237 170V168L235 167ZM98 170V171H97ZM104 170V169H103ZM107 170V171H108ZM143 170V169H142ZM141 170V172L142 173H140L141 175L143 174V171ZM174 170H175V168H174ZM187 170H189V169H187ZM195 170V169H194ZM193 170V171H194ZM205 170L206 169H204V174H201V176H208L209 174L211 175V173H208V175H207V173H206V175H205ZM211 170V169H210ZM209 170V171H210ZM230 171H231V169H229ZM233 170V169H232ZM242 170V169H241ZM90 171L93 173V170H91L90 169ZM114 171H115V173H114ZM123 171H124V174H123ZM134 171V170H133ZM147 171V170H146ZM146 171L144 170V172L146 173ZM183 171H186V170H183ZM196 171V170H195ZM194 171V172H195ZM198 171V170H197ZM207 171V170H206ZM222 171H223V169H222ZM227 171H226V173H227ZM240 171V170H239ZM130 172H132V171H130ZM148 172V171H147ZM180 172V171H179ZM178 172V173H179ZM203 172V171H202ZM201 171L199 172V173H202ZM210 172H212V171H210ZM217 173H218V175H219V172L218 171H216ZM221 172V171H220ZM81 173V174H80ZM105 173V172H104ZM136 173V172H135ZM183 173V172H182ZM182 173H181V175H182ZM191 173H193V172H191ZM196 173V172H195ZM195 173H193V175H195ZM217 173H216V176H217ZM234 173V172H233ZM237 173V172H236ZM235 173V174H236ZM84 176H83V175ZM91 174V173H90ZM90 174H88V176L90 175ZM94 174V173H93ZM92 174V175H93ZM118 174V173H117ZM122 174L123 175H125V176H122ZM131 173H129L128 175H130ZM137 174H138V171H137ZM148 174H149V172H148ZM151 174H153V173H151ZM176 174V173H175ZM198 174V173H197ZM196 174V175H197ZM229 174H232V173H229ZM77 175L78 176H83V177H77ZM157 175V174H156ZM184 175V174H183ZM186 175V174H185ZM200 174H198L197 176H199ZM208 176V177H211V176ZM215 174H213L212 176H214ZM221 175H222V172H221ZM233 175V174H232ZM98 176V175H97ZM131 176V175H130ZM132 176H135V177H132L131 178V180L133 181H135V178H136V181H135V183L136 182H139V181H137V179L139 178V177H136L137 175H134V174H132ZM140 176V175H139ZM143 176H146L145 174H143ZM142 176V178L143 179H139L140 181L142 180V184H146L145 182H143V180L144 181H146L147 179L146 178H148V176L147 177H143ZM155 176V175H154ZM196 176V177H197ZM229 176V178H230V175H228ZM249 176V175H248ZM111 177H112V179H111ZM128 177V176H127ZM158 177V176H157ZM156 176L154 177V178H157ZM162 177H164V176H162ZM167 177V176H166ZM165 177V178H166ZM193 177V176H192ZM208 177H207V180H208ZM219 179H218V178ZM216 178L217 179H215V180H220V176H217ZM222 177H223V175H222ZM81 178V179H80ZM83 178V179H82ZM96 178V177H95ZM114 178V179H113ZM134 178V179H133ZM179 178V177H178ZM188 178V177H187ZM194 178H195V176H194ZM193 178V179H194ZM198 178V177H197ZM196 178V179H197ZM206 178V177H205ZM204 178V179H205ZM228 178V177H227ZM229 178H228V180H229ZM248 178V177H247ZM78 179H79V181H78ZM126 179H129V177L128 178H126ZM171 179V178H170ZM184 179V178H183ZM189 179V178H188ZM203 179V180H204ZM212 180V182L214 181L213 179L214 178H211ZM222 179V178H221ZM235 179V178H234ZM80 180H82V183H79L80 184V187H79V185H78V187H77V181L78 182H80ZM130 180V179H129ZM149 180V179H148ZM166 180V179H165ZM175 180V179H174ZM185 180V179H184ZM183 180V183L185 182L186 183V180L184 181ZM198 180H201V179H198ZM204 180V182H206L205 183V185L207 184V182L209 183V181L210 180ZM231 180V179H230ZM233 180V179H232ZM240 181H243V180H241V178L239 179ZM119 181H120V183H119ZM121 181H125V182H123V184L121 183ZM134 181L132 182V183H134ZM157 181V180H156ZM159 181V180H158ZM162 181V180H161ZM189 181V180H188ZM221 181V180H220ZM224 181V180H223ZM238 181V180H237ZM236 180H235V182H237ZM239 181V182H240ZM97 182V181H96ZM117 182L119 183V185L121 186H118V184H117ZM128 182V181H127ZM131 181H129L128 183H130ZM165 182V181H164ZM190 182V181H189ZM194 182H196V181H194ZM204 182H203V185H204ZM217 182V181H216ZM216 182L214 181V183L216 184ZM234 182V183H235ZM253 182V181H252ZM128 183H126L125 185L127 186V184ZM131 183V186L128 184V187L130 188V187H132L133 186V188L135 189L136 187H140V189L138 190V189H136V194H135V196L136 197H134V189H132V191L129 193V196L127 197V198H129V197H131L130 199L131 200H133V198H134V200H133V202L135 201V204H137V201L139 202L138 204H140V199L142 198L141 196H144L143 194V192H142V187L143 186H141L142 184H140V183H138V185H137V183L135 184V186L133 185ZM150 183V182H149ZM201 182L199 181V185H201L200 184ZM211 183V182H210ZM209 183V184H210ZM223 183H225V182H223ZM222 183V184H223ZM228 182H226V184H227ZM88 184V183H87ZM174 184V183H173ZM176 184V183H175ZM209 184H207V185H209ZM221 184V182L219 183V185ZM245 184V183H244ZM243 184V185H244ZM97 185V184H96ZM117 185V186H116ZM140 185V186H139ZM147 185V184H146ZM189 185H191L190 183L188 184V186ZM195 185V184H194ZM211 186L213 185L214 186V184H210ZM218 184H216V186H217ZM230 185V184H229ZM234 185V184H233ZM125 186V187H126ZM155 186V185H154ZM162 186V185H161ZM166 186H167V184H166ZM186 186H187V184H186ZM196 186V185H195ZM215 186V187H216ZM224 186H226V185H224L223 184V187ZM228 186V185H227ZM231 186V185H230ZM229 186V187H230ZM236 186V185H235ZM242 186V185H241ZM127 187V188H128ZM148 187V189H149V187L150 186H147ZM168 187H172V186H168ZM208 187V186H207ZM234 187V186H233ZM238 187V186H237ZM78 188H83L82 189V191L85 193L84 195L81 193L82 191H79L78 190ZM93 188V187H92ZM94 188H95V186H94ZM98 188V187H97ZM117 188H119L118 190H117ZM144 188V187H143ZM152 188V187H151ZM157 188V187H156ZM167 188V187H166ZM165 188V189H166ZM187 188V187H186ZM192 188V187H191ZM190 188V189H191ZM203 188H205V186L203 187ZM202 188V189H203ZM221 188V187H220ZM109 189H115V190H110V194L108 193V191H109ZM131 189V188H130ZM153 189V188H152ZM151 189V190H152ZM164 189V188H163ZM172 189V188H171ZM179 189V188H178ZM189 189V190H190ZM217 189V188H216ZM224 189V188H223ZM223 189H222V191H223ZM242 189V188H241ZM246 189H248V185H246ZM85 190V191H84ZM121 190V191H122ZM134 190V191H133ZM137 190L138 191H141L142 192V194H140L139 192H137ZM156 190V189H155ZM158 190H160V189H157V191ZM170 190V189H169ZM168 190V191H169ZM173 190V189H172ZM183 190V189H182ZM181 189H180V191H182ZM187 190H188V188H187ZM188 190V191H189ZM193 190V189H192ZM212 190H213V188H212ZM217 190H219V189H217ZM225 190V189H224ZM227 190V189H226ZM229 190V189H228ZM231 190H234V189H231ZM94 191H97V190H94ZM113 191V192H112ZM114 191H116L115 193H114ZM150 191V190H149ZM148 191V192H149ZM152 191H154V190H152ZM167 191V192H168ZM175 191V190H174ZM177 191V190H176ZM186 191V190H185ZM196 191H198L197 189H196ZM214 191V190H213ZM221 191V192H222ZM247 191V190H246ZM98 192V191H97ZM125 192H127V191H125ZM125 192H123V195H124V193ZM129 192V191H128ZM148 192H146L145 191V193H147L148 194ZM160 192V191H159ZM170 192V191H169ZM202 192V191H201ZM208 192V191H207ZM224 192V191H223ZM78 193H81V195L80 194H78ZM99 193V192H98ZM100 193V194H101ZM105 193V194H106ZM111 193H113V194H111ZM122 193V192H121ZM141 195H139V194ZM158 193V192H157ZM162 193H163V191H162ZM172 193V192H171ZM189 193H191V192H189ZM243 193V192H242ZM92 194V193H91ZM99 194V195H100ZM102 194H104V193H102ZM115 194V195H114ZM125 194H128V193H125ZM133 194V195H132ZM146 194V195H147ZM156 194V193H155ZM167 194V193H166ZM165 194V195H166ZM177 194V193H176ZM215 194H216V192H215ZM83 195V196H82ZM111 195V196H110ZM137 195H138V197H137ZM145 195V196H146ZM151 195V194H150ZM160 195V194H159ZM164 195V198L167 196H165ZM178 195V194H177ZM180 195V194H179ZM204 194L202 193V196H203ZM209 196H210V194H208ZM87 196V195H86ZM101 196V195H100ZM116 196H115V198H116ZM132 196H133V198H132ZM140 196V197H139ZM145 196L143 197V199H145V201L147 200V198H145ZM149 196V195H148ZM161 196H162V194H161ZM174 196H175V192H174ZM207 196V195H206ZM215 196V195H214ZM213 196V197H214ZM224 196H225V194H224ZM241 196V195H240ZM112 197H111V199H110V203H111V201L114 199H112ZM147 197V196H146ZM222 197V196H221ZM226 197V196H225ZM224 197V198H225ZM229 197V196H228ZM233 197V196H232ZM232 197H230V198H232ZM100 198H102V197H100ZM123 198V197H122ZM125 198H126V196H125ZM136 198H138V199H136ZM140 198V199H139ZM149 198L150 199H152L151 198V196H149ZM148 198V199H149ZM154 198V197H153ZM162 198H163V196H162ZM161 198V199H162ZM167 199L169 198V196L168 197H166ZM165 198V199H166ZM175 198H176V196H175ZM178 198V197H177ZM207 198V197H206ZM205 198V199H206ZM245 198H247V196L245 197ZM94 199H95V196H94ZM121 199V198H120ZM130 199H125V200H130ZM157 199H158V197H157ZM157 199H156V201H157ZM164 199V200H165ZM180 199V198H179ZM182 199V198H181ZM204 199V200H205ZM221 199H223V198H221ZM84 200V202L85 203H83L82 205H80L81 204V202ZM99 200V199H98ZM101 201H102V199H100ZM99 200V201H100ZM118 200H119V198H118ZM124 200V201H125ZM142 200V199H141ZM177 200V199H176ZM117 202L116 200H113V202ZM162 201V200H161ZM170 201H173L172 199H170ZM169 201V202H170ZM212 201V200H211ZM226 201V200H225ZM87 202H89L88 204H87ZM93 202V205H94V202H97V199H95V201H92ZM91 202V203H92ZM103 202V201H102ZM105 202H106V200H105ZM122 202V201H121ZM129 202V201H128ZM133 202H130V205H133L132 207H138L137 205H135V204H132ZM147 202V201H146ZM152 202H153V200H152ZM167 202H168V200H167ZM177 203H179L178 201H176ZM182 202V201H181ZM98 203H100V202H98ZM108 204H109V201L107 202ZM124 203V202H123ZM123 203H119V204H117V206H120L121 205V207H117V208H119V212L121 211L120 209H122V212H123V207H125L124 205L122 206V204ZM141 203H143V202H141ZM154 203H155V201H154ZM156 203H159V201L158 202H156ZM172 203V202H171ZM220 203V202H219ZM226 203H228V202H226ZM87 204V205H86ZM116 204V203H115ZM126 204H128L127 202H126ZM143 204H145V203H143ZM166 204H169V203H166ZM180 204V203H179ZM181 204H183V202L181 203ZM211 204V202L208 204V205H210ZM99 205V204H98ZM111 205V204H110ZM142 205V204H141ZM171 205V204H170ZM172 205H173V203H172ZM174 205H175V203H174ZM212 205V204H211ZM220 205V204H219ZM227 205V204H226ZM68 206V207H67ZM90 206V207H91ZM102 206H104V205H102ZM107 206V205H106ZM163 205L161 204V207H162ZM178 206V205H177ZM182 206V205H181ZM180 206V208H182ZM224 206V205H223ZM65 207L67 208V209H65ZM70 207V208H69ZM71 207H72V209H71ZM81 207V208H80ZM99 208H102L101 207V205L100 206H98ZM108 207V206H107ZM114 207H116V205L114 206ZM152 207V206H151ZM154 207V206H153ZM159 207V206H158ZM171 207V210H173L172 208V206H170ZM210 207V206H209ZM126 209L127 208H129L128 206L127 207H125ZM131 208V207H130ZM129 208V209H130ZM155 208V207H154ZM164 207H162V209H163ZM166 208V207H165ZM184 208V207H183ZM68 209H71L70 211H66V210H68ZM136 209V208H135ZM139 210H140V207L138 208ZM161 209V208H160ZM159 209V210H160ZM175 209V208H174ZM179 209V208H178ZM73 211V212H77V211ZM90 210H92V211H90ZM112 210V209H111ZM118 210V209H117ZM132 211H134V208L133 209H131ZM155 210V209H154ZM156 210H157V208H156ZM168 210V209H167ZM166 210V211H167ZM83 211V212H84ZM88 211H90V212H88ZM101 211L102 212H105V209L104 210H102L101 209ZM109 211V210H108ZM126 211V210H125ZM125 211H124V213H125ZM130 211V210H129ZM168 211H170V210H168ZM178 211V210H177ZM176 211V213H178ZM86 212H88V213H86ZM96 212V211H95ZM94 212V213H95ZM101 212V213H102ZM110 212V211H109ZM118 212V211H117ZM128 212V211H127ZM154 212V211H153ZM158 212V211H157ZM170 212H172V211H170ZM181 212H182V210H181ZM69 213H71L70 214V216H66V215H68ZM93 213V214H94ZM97 213H99V212H97ZM114 213V212H113ZM124 213H122V214H124ZM129 213V212H128ZM66 214V215H65ZM73 214V215H72ZM79 214V213H78ZM87 214H88V217H87ZM106 214H108L107 213V210H106ZM117 213L115 212V214L114 215H116ZM134 214V213H133ZM132 214V215H133ZM172 215L174 214V213H171ZM63 215H65V216H63ZM80 215H81V213H80ZM99 215V214H98ZM97 215V217L99 218V216ZM110 215V214H109ZM113 215V214H112ZM111 215V216H112ZM118 215L119 214H117V217H118ZM125 215V214H124ZM123 215V216H124ZM128 215V214H127ZM131 215V216H132ZM151 215V214H150ZM166 215V214H165ZM171 215V216H172ZM179 215V214H178ZM204 215V214H203ZM122 216V217H123ZM130 216V217H131ZM139 216V215H138ZM83 217V216H82ZM95 217H96V215H95ZM94 217V218H95ZM129 217V216H128ZM127 217V218H128ZM143 217H145V216H143ZM155 217H157V216H154L153 218H155ZM176 217H178V216H176ZM94 218H92L93 220H94ZM98 218L96 219V220H98ZM110 218H112V217H109V220H110ZM115 218H116V216H115ZM115 218H113V219H115ZM124 218H126V217H124ZM132 218H133V216H132ZM140 218V217H139ZM149 218V217H148ZM152 218V219H153ZM168 218V217H167ZM102 219V218H101ZM129 219V218H128ZM136 219V217L135 218H133V220H135ZM138 219V218H137ZM150 219V218H149ZM148 219V220H149ZM63 220V219H62ZM112 220V219H111ZM117 220V219H116ZM129 220H131V218L129 219ZM128 220V221H129ZM147 220V221H148ZM174 220H175V218H174ZM48 221H51V223H48V224H51V225H49L48 226V224H46V222H48ZM59 221H58V223H57V226L59 225ZM72 221V219L71 220H69L68 222H70V226L67 224V226H69V229H65L64 228V226H63V228H62V226L60 227V229L62 230V233H61V235H63L64 233L65 234H67V232L70 230V227L72 226V230H76L77 229V227L76 228H74L73 229V224L71 225V223L73 222H71ZM78 221H80V218L77 220V222ZM81 221H80V223H81ZM99 221H101V220H99ZM126 221V220H125ZM140 221V220H139ZM151 221V220H150ZM171 221V220H170ZM178 221V220H177ZM203 221V220H202ZM62 222H64V221H62ZM76 222V223H77ZM87 222V221H86ZM84 223V224H86L88 227L89 226H91L90 224L88 225V223H90V222H87V223ZM91 222H93L92 224H94V222L95 223H97L95 220L94 221H91ZM103 222V221H102ZM101 222V223H102ZM118 222V221H117ZM117 222L115 223V225L117 224ZM127 222V221H126ZM136 222H138V221H136ZM176 222V221H175ZM79 223V222H78ZM79 223V224H80ZM105 223V222H104ZM123 223V222H122ZM131 223H132V221H131ZM45 224H46V226H45ZM60 224H61V222H60ZM66 224H65V226H66ZM78 224V225H79ZM83 224V225H84ZM98 224V223H97ZM126 224V226H127V223H125ZM129 224V223H128ZM135 223H133V225H134ZM62 225V224H61ZM83 225H81L80 226V228L83 226ZM98 225H100V224H98ZM102 225V224H101ZM113 225V224H112ZM111 224H110V226H112ZM115 225H113V226H115ZM119 224H117V226H118ZM123 225V224H122ZM48 226V227H47ZM56 225H54L53 227H54V229H56V228H59V227H55ZM60 226V225H59ZM103 226V225H102ZM109 226V225H108ZM138 226V225H137ZM136 226V227H137ZM47 228V230H44V228ZM87 227V229L88 230H91L92 228H97L96 226L95 227H93V226H91L92 228H88ZM122 227V226H121ZM128 227V226H127ZM126 227V228H127ZM135 227V228H136ZM139 227V226H138ZM229 227V226H228ZM68 228V227H67ZM115 228H116V226H115ZM125 228V227H124ZM131 228H132V226H131ZM134 228V229H135ZM49 229H51V228H49ZM60 229L59 230H57L58 232L60 231ZM84 229L85 230H87L86 229V227H84ZM99 229V228H98ZM101 229V228H100ZM100 229L98 230V231H100ZM112 229V228H111ZM128 229V228H127ZM176 229V228H175ZM230 229H232V228H230ZM64 230H68L67 232L66 231H64ZM87 230V232H88V234L90 233L89 231ZM97 230V229H96ZM102 230V233L103 232H106V233H108V228H107V230H106V228L103 230V228L101 229ZM106 230V231H105ZM115 230V229H114ZM116 230H120V229H116ZM130 229H128L127 231H129ZM140 230V229H139ZM178 230V229H177ZM57 231L56 230H54L53 231V228L51 229V232H49V230L47 231V233L46 234H50V235H54L55 234V232H56V234H59V233H57ZM63 231H64V233H63ZM78 231V230H77ZM124 231H126V229L124 230ZM137 231H138V229H137ZM49 232V233H48ZM53 232V233H52ZM91 232H92V230H91ZM115 232V231H114ZM120 231H118L117 233H119ZM130 232V231H129ZM132 232V231H131ZM179 232V231H178ZM206 232V231H205ZM208 232H209V230H208ZM207 232V233H208ZM52 233V234H51ZM69 233V232H68ZM84 233H86V231L84 232ZM93 233V232H92ZM105 233V234H106ZM110 233V232H109ZM111 233H113V231L111 232ZM116 233V232H115ZM115 233L114 234H112L113 236H115ZM137 233V232H136ZM136 233H134L135 235H137ZM212 233V232H211ZM74 234V233H73ZM77 235L78 234H80V232L79 233H76ZM98 234V233H97ZM100 234V233H99ZM121 234H123V233H121ZM124 234H126V233H124ZM128 234H130V233H128ZM200 234H201V232H200ZM49 235V236H50ZM60 235V234H59ZM60 235V236H61ZM72 236V235H70V233L69 234H67V236ZM83 234H80V235H78V236H82ZM135 235H134V237H135ZM138 235H140V234H138ZM175 235H177V234H175ZM174 235V236H175ZM179 235H180V233H179ZM182 235V234H181ZM209 235H210V233H209ZM261 235H263V234H261ZM66 236V235H65ZM68 236V237H69ZM74 236H76V235H74ZM113 236H111L110 235V237H113ZM117 236H118V238H117ZM117 236H115V238L117 239V240H119L120 238H121V236L120 235H118L117 234ZM120 236V237H119ZM145 235H143V237H144ZM151 236H154L153 234L151 235ZM169 236H170V234H169ZM174 236H171V237H169V239H171L172 241L170 242V244H176V240L175 239H177L178 241H177V246H170V244H168L167 246V248L168 249H170L171 247V250H169L168 252H170L171 251V253H172V251H176L175 249V247H180V245H181V243L180 242H183L181 239H178V236H177V238H175ZM204 236V235H203ZM213 236V235H212ZM228 235H226V237H227ZM52 237V236H51ZM64 237V236H63ZM62 236H61V239H64ZM77 237V236H76ZM85 237V236H84ZM87 237V236H86ZM85 237V238H86ZM133 237V236H132ZM140 237H142V236H140ZM139 236L138 237H135L134 239L136 240V239H138V238H140ZM142 237V238H143ZM183 237V236H182ZM186 237V236H185ZM192 237V236H191ZM206 237H207V235H206ZM205 237V238H206ZM209 238H210V240H212V241H210V240H208L207 238H206V240H208V243H212V242H214L215 240H214V238H212L211 239V236H208ZM229 237V236H228ZM228 237L227 238H225V239H228ZM236 237H238V236H236ZM66 238L67 237H65V239H64V242L65 241H67L66 243H64L63 242V240H60V241H62V243L63 244H67V245H65V246H70V245H72V243L74 242V244H75V242H77V241H74V240H71V241H69V240H66ZM123 238V237H122ZM125 238V237H124ZM129 238V237H128ZM127 238V239H128ZM131 238V237H130ZM146 238H147V236H145V239H142V240H144V241H146V242H148V241H150L152 238L151 237H148L147 238V240H146ZM154 238L155 239H153L154 241V243H150L151 245H152V248H156L157 246V244L156 243H160V240H161V242H164V241H169V239H167L168 238V236L166 235V238H164V236L162 237V235H161V239H157V236H154ZM174 238V239H173ZM201 239L203 238V237H200ZM204 238V239H205ZM215 238H217V237H215ZM220 238V237H219ZM218 238V239H219ZM230 238V237H229ZM68 239V238H67ZM83 239V238H82ZM91 238H89L88 237V241H90V245H92L91 244V241L92 240H90ZM113 239V238H112ZM156 239H157V241H156ZM165 239V240H164ZM186 239V238H185ZM190 239V238H189ZM196 239V238H195ZM194 239V240H195ZM120 240H123V239H120ZM138 240H141V238L140 239H138ZM173 240H175L174 242H173ZM181 240V241H180ZM200 240V239H199ZM198 240V241H199ZM206 240H204V241H206ZM231 240L233 241V239L231 238ZM231 240H229V241H231ZM247 240V239H246ZM44 241H45V243L46 244H44ZM47 241V242H46ZM70 243H69V242ZM82 241H86V240H82ZM88 241H86V243L88 244L89 242ZM108 241V240H107ZM125 241V240H124ZM124 241L123 242H120V243H124ZM134 241V240H133ZM137 241V240H136ZM136 241L133 243V242H130L129 241V239H128V243L130 242V245H133V247L135 246L136 247V244H138L137 245V247L140 245V243H136ZM152 241V240H151ZM187 241V240H186ZM189 241V240H188ZM191 241V240H190ZM192 241H193V239H192ZM191 241V246H192V242ZM197 241V242H198ZM210 241V242H209ZM225 241V240H224ZM57 242V241H56ZM105 242V241H104ZM103 242V243H104ZM117 242V241H116ZM116 242H114V240H113V242H112V240L111 241H109V243L108 244H110V243H112V244H116ZM118 242V243H119ZM139 242H141V241H139ZM202 243H200V246L202 245V246H204L205 245V242H204V244H203V240L201 241ZM221 242V241H220ZM227 242V241H226ZM244 242V241H243ZM248 242V241H247ZM252 241H250V244H252L251 243ZM58 243V242H57ZM61 243V244H62ZM69 243V244H68ZM93 243V242H92ZM101 243V242H100ZM102 243V244H103ZM118 243H117V245H118ZM126 243H127V240H126ZM136 243V244H135ZM168 243V242H167ZM178 243H180V244H178ZM189 243V242H188ZM188 243H186V244H188ZM195 243V246H196V242H194ZM225 243V242H224ZM232 243V242H228V245H230V244ZM237 243V242H236ZM254 243H256V242H253V246L255 245ZM62 244V245H63ZM153 244H155V246H153ZM182 244H184V243H182ZM190 244V243H189ZM218 244V243H217ZM237 244H239V243H237ZM77 245H81L80 247H82V248H80L79 246H77ZM76 245V247L77 248H79L78 249V251H80L81 252V250H82V253H84L85 251H87L86 249L87 248H90V252L92 253L91 255H90V253H87L88 255V257H90V258H88V257H86V259H85V257H83L82 256V254H80L81 256L80 257H82L81 258V260H83V261H79L81 264H83V263H85L86 264V262H87V264H89L88 263V261H90V259L91 258H94L93 260L94 261H92V259H91V263H94L95 262V264H109V262L110 261H112L114 258H116L117 256H120V257H123V254H125V252L123 253L122 251H119V250H116L115 249V245H113V247H112V245L110 246H107V243H106V245H105V243H104V245H100V246H96V245H93L92 246V248H91V246L90 245H88L87 246V248H85V250H84V247H85V245H84V247H83V242L81 243V241H79L78 242V244ZM121 245V244H120ZM143 245V244H142ZM159 245H161V243L159 244ZM164 245L166 246V244H165V242H164ZM185 245V244H184ZM198 245V244H197ZM209 245V244H208ZM211 245V244H210ZM209 245V246H210ZM214 245V244H213ZM234 245V244H233ZM64 246V245H63ZM63 247V249L65 250L66 249V247ZM122 246V245H121ZM120 246V247H121ZM146 246V245H145ZM162 246V245H161ZM170 246V247H169ZM183 246V245H182ZM182 246L180 247L181 249H183L182 248ZM186 246V245H185ZM185 246H184V248H185ZM199 246V247H200ZM215 246V245H214ZM214 246H212L211 245V247H214ZM217 246V245H216ZM222 246V245H221ZM230 246H232V244L230 245ZM238 246H242L241 244L240 245H238ZM133 247H131L132 249H133ZM143 247V246H142ZM142 247H139L140 248V250L142 249H145L144 247L142 248ZM151 247V246H150ZM150 247H147V248H150ZM159 247V246H158ZM178 247V248H179ZM223 247H224V245H223ZM228 247V246H227ZM235 247V246H234ZM257 248H258V245L256 246ZM255 247V248H256ZM54 248H56V245H54ZM70 248V249H69ZM76 248V249H77ZM117 248V247H116ZM119 248V247H118ZM122 248H124V246H122ZM146 248V250H148ZM152 248H150L148 251H147V253H146V250H143V251H145L144 253H142L143 251H140L139 252V256H140V254H141V258H144V260H145V257H149L147 254H150L151 253V251L152 252H154V251H157L156 249L155 250H152ZM179 248V251H177L178 252V255H179V252L181 253L182 252V250ZM187 248H189V247H187ZM196 248H198L197 246L195 247V250H196ZM201 248V247H200ZM199 248V249H200ZM205 249H206V246L204 247ZM208 249H210L209 247H207ZM216 248V247H215ZM230 247H228V249H229ZM252 248V247H251ZM251 248H250V252H249V254H250V256L248 255V253H245V254H247L249 257H251L250 258V261H252V254H254L255 253V255H257L256 257L258 258L260 255V258H258V259H254L253 261L255 262H250V263H247V264H264V262L262 263H260V262H257V261H260L261 260V257L262 256H264V251H262V250H264L263 248L261 249H258V253H256L257 251H255V249L252 251L251 250ZM45 249H47L48 251H46ZM61 249V248H60ZM59 248H58V250H60ZM69 249V250H68ZM81 249V250H80ZM120 249V248H119ZM125 249H130L129 247H125ZM173 249V250H172ZM190 249V248H189ZM189 249H187L188 251H189ZM191 249H193V247L191 248ZM198 249V250H199ZM201 249H203V247L201 248ZM200 249V250H201ZM207 249V250H208ZM217 249V248H216ZM234 249H237V248H234ZM58 250H56V251H58ZM75 250V249H74ZM158 250H159V248H158ZM181 250V251H180ZM185 250V249H184ZM194 250V251H195ZM197 250V251H198ZM226 250H227V248H226ZM225 250V252H227ZM231 251H229L228 250V252L230 253V252H235V250H233L232 248L230 249ZM233 250V251H232ZM257 250V249H256ZM186 251V250H185ZM185 251L184 252H182L183 253V255H187L188 253H186V254H184L185 253ZM191 251V250H190ZM196 251V252H197ZM210 252H211V250H209ZM220 251H221V248H220ZM236 251H238V249L236 250ZM252 251V252H251ZM259 251H262L261 253L262 254H260V252ZM149 252V253H148ZM168 252H167V254L165 255L166 257H165V259H167V255L169 256L170 254H168ZM177 252L175 253L174 252V254L175 255H177ZM192 252V251H191ZM217 252H218V250H217ZM49 254L48 256H44V254ZM63 253H64V255H63ZM86 253V252H85ZM158 254H160L159 253V251L157 252ZM157 253H154V256H155V254L157 255ZM182 253L180 254V256L182 255ZM197 253H199V252H197ZM222 253H223V251H222ZM244 253V252H243ZM252 253V254H251ZM61 254V255H60ZM69 254H70V256H69ZM126 254H128V253H126ZM147 256H146V255ZM192 254V253H191ZM193 254H196V253H193ZM200 254V253H199ZM202 254V253H201ZM205 254V253H204ZM215 254V253H214ZM231 254V253H230ZM229 254V255H230ZM241 254V253H240ZM260 254V255H259ZM58 255H60V256H58ZM86 254H84V256H85ZM90 255V256H89ZM145 255V257H142V256H144ZM152 255H153V253H152ZM162 254H160L159 256L160 257H163V256H161ZM225 255V254H224ZM228 255V256H229ZM235 255V254H234ZM234 255H232V256H234ZM244 255V254H243ZM242 255V258L244 257ZM246 255V256H247ZM259 255V256H258ZM55 256V255H54ZM53 256V257H54ZM55 256V257H56ZM78 256V257H77ZM91 256H93V257H91ZM135 256V255H134ZM158 256V255H157ZM158 256V257H159ZM171 256H172V258H173V254H171ZM170 256V257H171ZM222 256H223V254H222ZM226 256H227V253H226ZM231 256V257H232ZM238 256V255H237ZM237 256H234V258H237ZM247 256V257H248ZM64 257H66V258H64ZM169 257V258H170ZM176 257H179V256H175L174 258H176ZM186 257V256H185ZM188 257H193V255H188ZM187 257V258H188ZM195 257H197V254L195 255ZM247 257H245L246 259H247ZM46 258V259H45ZM51 258V259H50ZM88 258V259H87ZM119 258V257H118ZM131 258H132V255H131ZM136 258V260L139 262L140 261V264L144 261V260H142V259H140V258H138V257H135ZM156 258V257H155ZM154 258V259H155ZM167 259V260H170V259ZM183 258H184V256H183ZM226 258V257H225ZM233 258V257H232ZM233 258V259H234ZM239 259H240V257H238ZM245 258H243V259H245ZM49 259H50V261H49ZM61 259V258H60ZM61 259V260H62ZM69 259V260H68ZM122 259H124V258H122ZM127 260H128V262L130 263V261H129V259H128V257L126 258ZM125 259V260H126ZM153 259V260H154ZM157 259H159V261H160V258H157ZM164 259V260H165ZM180 259V258H179ZM186 259V258H185ZM184 259V261L185 262H187L186 260ZM189 259V258H188ZM193 259H195L194 257H193ZM228 259V258H227ZM226 259V260H227ZM231 259V258H230ZM244 260L243 262H247V261H249V260ZM260 259V260H259ZM264 259V258H263ZM262 259V260H263ZM73 260V259H72ZM88 260V261H87ZM119 260H120V258H119ZM125 260H123V261H125ZM132 260H134L133 258H132ZM141 260H142V262H141ZM151 260V259H150ZM175 260V259H174ZM181 260V259H180ZM180 260H178V261H180ZM235 260V259H234ZM233 260V261H234ZM238 260V259H237ZM236 260V261H237ZM242 259H240V263L241 264H243V262L241 261ZM255 260H257V261H255ZM261 260V261H262ZM49 261V262H48ZM58 261H60V262H58ZM77 261V262H78ZM137 261H134L133 263L135 264V262L136 263H138ZM147 263H148V261H147V259L145 260ZM159 261L157 262H155V260L154 261H152L151 260V262L149 261V263H153V264H158L159 263ZM172 261L173 260H170V261H166L165 260V262H167V263H171L172 264ZM177 261V262H178ZM191 261V260H190ZM230 261V260H229ZM228 261V262H229ZM231 261H232V259H231ZM232 261V262H233ZM239 261V260H238ZM72 263H74V261H71ZM70 262V263H71ZM76 262V263H77ZM83 262V263H82ZM119 262H121V260L119 261ZM117 263V264H125L126 263V261L125 262H121V263ZM193 262V261H192ZM227 262V264H229ZM232 262H230L231 264H232ZM257 262V263H256ZM52 263H50V264H52ZM75 263V264H76ZM79 263V264H80ZM132 262H131V264H133ZM146 263V264H147ZM167 263H165V264H167ZM182 263V262H181ZM184 263V262H183ZM182 263V264H183ZM188 263V262H187ZM187 263H185V264H187ZM226 263V262H225ZM234 264H235V261L233 262ZM237 263V262H236ZM240 263H237V264H240ZM64 264H66V262L64 263ZM68 264V263H67ZM143 264V263H142ZM160 264V263H159ZM173 264H176V263H174L173 262Z\"/></svg>",
    "mask_w": 264,
    "mask_h": 264
},
{
    "label": "rangeland",
    "instance_id": "rangeland-1",
    "mask_svg": "<svg viewBox=\"0 0 264 264\" xmlns=\"http://www.w3.org/2000/svg\"><path fill=\"white\" fill-rule=\"evenodd\" d=\"M136 0H134L133 2H131L132 3V8L135 10V9H137V10H139L141 13H140V16H137V18L139 17H141V15H142V13L144 12H142V3H144L145 2V0L140 4V1L138 2V1H136V3L138 4H136V3H134ZM154 1H157L158 3H160L161 5H162V3H161V0H154ZM165 1V0H164ZM163 0H162V2L165 4L166 2H164ZM167 1V0H166ZM196 1V0H195ZM195 1H191V0H188V2H190V3H192L191 5H190V3H188L187 2V0H168V2L166 3V6H164V4L162 5V6H164L165 8H163V11H162V7H161V5H159L158 6V3H156V4H152L153 3V0H149V2H151V3H149L148 2V4H150L149 6L150 7H154V5H155V8H153V9H159V11L158 10H156L157 11V13H154L153 14V11H152V13H150L148 10H147V12H149L148 14H147V12L145 11V13H144V18H142V20H144L143 22L144 23H142L143 25H144V28H145V25L148 27V29H147V27H146V29L148 30V32H149V24L148 23H150L151 21L150 20H152V18H153V21H156L155 22V25H153V26H157L156 27V29H158V24H159V22H162V21H164L163 22V27H165L166 28V30L162 27V25H160L159 24V31L158 32H160L161 34L159 35V37H160V39H161V37L163 38V36H164V39L166 38V36L168 35V32H169V35L170 34H172V35H170V36H167V38L166 39H169V37L171 38V39H175L176 37H174V36H176V34H178L179 36V38L180 39H175L176 40V44L174 43V41L175 40H173L172 41V43H174V44H170V41H171V39L170 40H168L169 41V44H167V42L168 41H166L165 42V40H164V42H165V44H161L162 46H164L163 48H165V46H167V45H171L170 47L168 46V48H170V49H168L167 47L165 48V50H168V52L167 51H165V54H164V51H162V50H164L163 48H162V46L160 45V43H163V41H160L159 40V38H158V34L159 33H156L157 35H155V33L153 34V32H150V34H151V38L149 37L148 38V36H147V38H146V36L144 35V34H146L147 32H145L144 34H142V33H140V31L138 30V28H139V26L138 27H135V28H137V30L139 31V36H140V34H142V36L144 37V38H146L147 40L149 39V40H151V39H153V37H155V36H157V37H155L156 39H157V41H158V43L156 42V39H155V42H156V45H157V47H159L158 48V51H156L157 49H155V47L153 48V50L151 51V46L153 45L152 43H154V42H152L151 44L152 45H150V43L149 42H151V41H149L147 44L148 45H146V44H144V45H146V47L148 46V47H150V48H147L146 50H150L149 51V53L151 52H153L154 53V55H156V56H152V57H154V59L152 58V57H150L151 56V53L149 54V57L150 58H152L150 61H148V62H152V61H154V63L155 64H160V63H158V62H165V63H167L168 64V62H169V65L172 63V59H174V61L176 62H178L179 61V66H180V63L182 62V64H183V62H186V64L187 65H185V63L183 64V65H181L180 67H182V69L180 68V70H179V66H178V70L176 71L175 70V68L173 69V70H175V72H173V74H175L176 76H174L172 73H171V70H170V72H169V70L167 71V72H165L167 69V66H166V68H164L165 70H161L160 71V73H159V75H157L156 77L159 79H157L158 80V83H157V80H156V82H152V81H155V80H152V81H148V79L150 78L149 77V75H147L149 78L146 80V79H142V78H144L143 76H144V74L142 75V73H140V72H144L145 73V71H146V69H148V64H146V63H143V61H141L142 59H143V53L141 52V51H143V50H141V51H139L140 49V47H141V45H140V43H139V45L138 44H136V42H139L138 40H136L135 38H134V40H136V42L134 41V40H132V38H131V41H134V45L136 44V45H138L139 46V50H138V52H141V54H140V56H138L137 54V56H134V52L135 51H131V52H133V54H131V55H133V58L132 57H129V59L130 58H132L131 60H128L126 57H128V56H131V55H129L128 54V50H126V49H128V47L129 46H127V48L125 47V50L124 51H126L127 52V55L128 56H125V58L127 59V61L129 62V63H133L132 62V60L134 61V62H136L134 59H136V58H134V57H138L136 60H137V64L135 63L134 64V66L136 67V68H139L140 67V65L142 64H146L145 65V67L146 68H144L143 67V69L142 68H140V72L138 71V73H139V77L140 76H142V78H139L141 81H142V84H143V82H146L145 83V85L147 84V86L149 85V86H155L156 88H154V87H152V92H150V94L151 93H153L152 95L153 96H155V99H153L152 97H151V99H149V98H147V97H150L149 95L150 94H146V92H147V90H146V88H143L141 91V93H142V95H141V97H139V98H141V99H139L137 96L138 95H140L139 93H138V91H136V90H132L133 92L134 91H136L137 93H138V95H137V93H136V95H135V97L134 96H130V94L131 95H133V92L131 93L130 91H127V93H126V91H124V92H121V93H119V94H123V96H118L117 94H116V99L114 100L112 97H110V98H108L109 96H107V92H106V88H105V86H104V82H103V80H104V77H102V76H106L105 74L106 73H103V72H101L102 73V75H100V70L102 71V69L101 68H99V67H97V69H96V71H97V76H95L96 74V72H93L92 71V79H91V77H90V79H89V82H91L92 81V83H96L97 81H99L100 82V85L99 86H102V88H104V91L105 92H103L102 90L103 89H101L99 86H96V88L98 87V88H100L101 89V92H103V93H100V90H99V93L98 94H100L99 95V97L100 98H97V97H91L93 94H92V91H93V93H94V91H95V94H96V90H95V86L93 87V85L91 84V83H89V85L91 84V86H90V89L92 90H90L91 91V93H89L88 94V106L89 105H91L92 106V108L96 111V112H94V114L95 113H97V111L99 112H102L104 109L106 110V108H108V106H109V108H108V110L107 111H111V109H114V110H116L118 107H117V105H120L119 106V108L120 107H122L123 106V104L125 105V107H122V108H124V109H128L129 107H132V103L131 102H129V101H131V100H133L132 98L134 97L135 99H136V102H135V99L133 100L134 102H133V105L135 106V104H138V105H136V107L137 106H139V103L141 102V100L143 99V100H145L146 102H149V101H147V100H158L159 102L161 101V102H163V100H160V95H158V90H160V88H161V86L164 88H162L161 90H164V91H161L162 93H164L163 95H162V93H161V95L162 96H164V95H167V96H165V97H168V95H169V97H170V100H169V98H164V100L165 101H169L168 102V104L167 105H169L173 110H167V108L165 109V111L167 110V112H170V111H174V113L175 112H177V113H175V115H173L172 114V112H170V113H167V112H164V114H166V116H167V114H168V117L171 115V117H173V119L171 118H169L168 120H167V118H165V115L163 116V115H161L162 117H164V119L163 118H160L161 116H160V108H161V112H163L164 111V106H166L167 107V105H165L166 103H165V101H164V103L165 104H162L161 102V104L158 102V105H162L160 108H157V105H152V104H155V102H157V101H155L154 103L152 102L151 103V101L147 104V106L148 107H150L151 106V108H150V110H152V111H149V108L148 107H146L145 106V102H143V100H142V103H144V104H142V106H143V108L142 109H144V106H145V108L147 109V111H149L150 113L151 112H153L154 114H155V112L157 113V116H158V118L160 119V121L161 120H164L165 122L166 121H169V122H176V124L175 123H173V124H171V125H167V126H165L166 128V130H168V131H165V129L163 128V126H161V127H158V126H160V122L158 123V120H157V117H156V119L154 118V116H153V114L151 115V114H149V112L147 113V115H151L150 117H152V119L153 120H155V123H158L157 125L158 126H156V124H155V126H154V130L155 129H157V130H159L160 132V134H157L158 133V131L157 132H154L153 134L151 133L150 134V132L151 131H154V130H151L152 128H146L145 129V131L144 130H142L143 132H145L146 134H144L145 136H143V134L141 135V137H140V139L138 138V141L136 140V138L134 137V135L136 134L137 135V133H134V132H132V131H134V126H133V129H132V131L130 130V128H132V126H130L128 129L126 128V126H124V128L123 127H121V123H123L125 120H123V122H121L120 124V128L119 129H121V130H119V129H117V130H113L112 132H110L111 134L110 135H113V136H111L110 137V139H115V138H117V137H115V135L117 134H119V136H121V137H123L124 136V138L125 139H131V140H133L134 142V145H133V147L135 148L134 150H133V147L132 148H130V147H128V145H126V146H124L125 147V149L126 150H128L127 152H126V154L124 153V155H122V152H121V157H119V154L118 153H116V152H114L115 154H113V152H111V153H106V155L105 154H103L101 157H95L94 155L95 154H93L95 151H92V149L91 148H89L90 147V145H88V144H86V141L84 142V145L86 146H84V145H82L81 147H85L86 148V150H87V155L89 156V158H90V156H92V158L91 159H89L90 160V162H87V161H89L88 159H87V163L84 161V164H86V165H88V166H84V168L85 169H81V173H83L84 172V170L86 171L85 173H84V175L86 174L87 176H86V179H85V176H84V180H85V183L86 184H84V183H82V180H80V182H78L79 181V179H78V181H77V187H78V185H79V187H80V184L79 183H82V187L83 188H85L87 185H89L90 183H91V185H92V182L94 181V186H95V188H94V186H91L90 188L87 186L85 189H87V188H89L90 189V191H88V189H87V191L88 192H86L87 194H85L83 191H82V189L83 188H78V190L79 191H82L81 193L85 196V198L86 197H88V193H90L89 195H91L90 196V198H92V201H95V199H97V202H94V205H93V202L92 201H90V198L88 197V200H87V198L85 199V202H86V200L87 201H90V204H92V206L90 207L89 206V202H87V204H88V206L87 207H89V209L90 208H92L93 209V207L95 206V210H94V212H90V211H92V210H90V211H88V212H90L89 214L91 215V213H92V218H94L95 217V215H96V219L98 218L97 217V215L99 216V218H98V220H96L95 218H94V220L98 223V224H100V225H98L97 223H95L94 222V224H92L93 222H91V221H94L92 218L90 219V218H87L86 220L84 219V221H81V220H83V218H85V216H86V214H85V211L86 210H88L87 208H86V206H85V204H84V208L83 209H86L84 212L83 211H79L80 209H79V207H78V210H76L75 209V207H73L74 209H72V207H71V209H72V213L74 214V213H76V215L77 216H79V218H80V221H81V223H80V221H78L77 222V220L79 219V218H75V220L76 221H74V217L72 216L71 218L69 217V220H71L72 219V223H71V225L73 224V229L74 228H76L77 227V229L74 231V230H72V226L70 227V230L68 231L69 233H70V235H72V236H67V234H69L66 230H64V231H66L67 232V234H65L64 233V231H63V235H61V233H62V230L60 229V227L62 226V228H63V226H64V228L65 229H69V226H70V222H68L69 220H66V218H64V217H62L61 216V221H59V218H58V220H57V218L56 217H53L52 218V222H53V224L51 225V224H48V223H51V221H48V222H46V224H48V226L49 225H51L52 227H49V228H53V231L54 230H59L60 229V231L58 232L57 231V233H59L64 239H65V237H67L66 238V240H69V241H71V240H74V241H77V242H75V244H74V242L72 243V245H70V246H65V245H67V244H63L62 243V241H60V240H63V242H64V239H61V236L59 235V234H56V232H55V234L53 235L52 233V235H50V234H46L47 233V231L49 230V232H51V229H49L48 228V230H47V228L45 227L44 228V230H47V231H45V235H44V239H46L47 238V241L48 242H50L48 239L49 238H51L50 240L52 241L55 237L57 238V239H54L55 241L53 242V243H47V245H45V247L47 246L48 247V245H53V248H52V250L54 249V251L55 252H57V253H59V251H61V252H63V251H66V252H64L65 253V255H66V257H68L67 256V248L68 247H72V246H75V248L74 247H72L71 249H72V251L70 250V251H68V252H72L71 253V255L73 254V252L75 251V253L76 252H78V253H76V254H78V256H79V258H80V260L79 259H76V255L74 254V257H75V259L73 258V255H72V257H68L69 259H71V261H74V263H72L69 259V262H67L66 260H65V262H66V264L68 263V264H75L78 260L81 262V261H83L84 259L82 258V257H80L81 255L80 254H82V256L83 257H85V259H86V257H88L87 255V253H90V255L92 254L91 252H90V248H87V246L88 245H90V241H88V237L89 238H91L90 240H92L91 241V244L92 245H90L91 246V248H92V246L93 245H96V246H100V245H104V243H105V245H106V243H107V246H111L112 245V247H113V245H115V249L116 250H119V251H122L123 253L125 252V254H123V257H120V256H117L116 258H114L112 261H110L109 262V264H117L120 260H121V262H125L126 261V263L125 264H131V262L133 263L134 261H137L136 260V258L135 257H138V258H140V259H142V260H144V258H141V254H140V256H139V252L140 251H143V250H146V248L147 247H150V248H152V243H154L155 241L153 240V239H155L154 238V236H157V239L159 238V239H161L160 237H161V235H162V237L164 236V238H166V235L168 236V238L167 239H169V237H171V236H174L175 234H177V235H175L174 237L175 238H177V236H178V239H181L183 242H180L181 243V245H180V247L182 246V248L183 249H181L179 246V248L182 250V252H184L185 250V253L184 254H186V253H188L187 255H183V253H182V255L180 256V252H179V255H178V252L177 251H179V248L178 247H175L176 249V251H172V253H171V251L170 252H168L169 250H171V248L173 247V246H177V239H175V240H173V242L175 241L176 242V244L174 243V244H170V242L172 241L171 239H169V241H164L165 242V244H166V246L164 245V242H161V240H160V243H161V245H159L160 243H156L157 245V249L154 247V248H152V250H157V251H154V252H152L151 251V253L150 254H147L149 257L147 258V257H145V255L144 256H142V257H145V260L147 259V261L149 260L150 262H151V260L152 261H154L155 260V262L157 261H159V259H157V258H160V261H159V263L160 264H165V263H167L168 261H170V260H173L172 261V264H173V262L174 263H176V264H182L183 262V264H185V263H187V264H227V262L229 263V264H231L230 262H232L234 259V261H235V264H237V263H240V259H242L241 261L243 262L246 258L245 257H247L248 255L250 256V254H249V252H250V248H251V250L253 249H255V251H257L256 253H258V249H264V79H262V74H263V78H264V72H261V71H259V73H258V70L260 69V67H258V66H261V69L260 70H262V71H264V67H262V65L264 64V62H262V60H264V0H197L196 2ZM199 1V2H198ZM204 2V4H202L203 2ZM146 2H147V0H146ZM193 2H194V5H193ZM208 2H210V4L211 3H214V4H217V2H219L220 4L218 5H215L216 7H215V9L213 8V9H210V8H212V7H214V6H211L210 4L209 5H207L208 4ZM228 2V3H227ZM131 3H130V5H131ZM195 3H198V7H197V5L195 4ZM224 4V6H222L223 4ZM145 4V3H144ZM147 4V5H148ZM152 4V5H151ZM188 4V5H187ZM199 4H200V6H199ZM214 4H212V5H214ZM228 4V5H227ZM129 5V6H130ZM140 5H141V7H140ZM146 5V4H145ZM196 5V6H195ZM204 5V6H203ZM225 5H227V6H229V8L230 9H227L228 7L227 6H225ZM128 6V7H129ZM157 6V7H156ZM190 6H192V7H190ZM193 6H195V7H193ZM205 8V9H207L206 11H204V10H201V9H203V7ZM144 7V6H143ZM148 7V6H147ZM159 7V8H158ZM202 7V8H201ZM225 7V8H224ZM130 8V12H134V15H132V13H128V16L131 14L132 16H134L135 17V14L137 13V12H139V11H137L136 12V10L135 11H133L132 10V8H131V6L129 7ZM149 8V7H148ZM192 8H195V9H192ZM223 8V9H222ZM141 9V10H140ZM144 9V8H143ZM147 8H145L144 10H146ZM161 9V10H160ZM168 9L170 10V9H172L171 10V12L172 13H170L169 11H168ZM188 9H189V11H188ZM218 9V10H217ZM224 9H226V10H224ZM132 10V11H131ZM149 10H152V8L151 9H149ZM154 10V11H155ZM164 10L166 11V12H164ZM174 10V11H173ZM155 11V12H156ZM162 11V12H161ZM196 11H199V12H196ZM201 11H204V12H202L201 13ZM208 11H210L209 13H208ZM158 12H159V14H158ZM170 14H169V13ZM216 12V13H215ZM161 13H163V14H161ZM168 13V14H167ZM196 13V14H195ZM215 13V14H214ZM139 14V13H138ZM147 14V15H146ZM151 14V15H150ZM156 14V15H155ZM168 15V16H165V15ZM174 14V15H173ZM131 15L129 16V17H131ZM152 15H154V16H152ZM161 15V16H160ZM162 15H164V16H162ZM170 15V16H169ZM171 15H173V16H171ZM228 17H227V16ZM157 16H159L158 17V20H155L156 18H157ZM202 16V17H201ZM224 16H226L225 18H224ZM133 17V18H134ZM152 17V18H151ZM156 17V18H155ZM164 17V18H163ZM176 17V18H175ZM199 17H201V18H203V19H200ZM223 17V18H222ZM137 18L135 17L134 19H136V21H138L139 20V18H138V20H137ZM147 18H149V19H147ZM166 19V20H161V19ZM172 18V19H171ZM175 18V19H174ZM200 20H199V19ZM217 18H219V20L222 18L223 20H221V22H226L225 24L224 23H221L220 24V21L217 19ZM236 18V19H235ZM134 19H133V21L132 22H134ZM172 21H171V20ZM218 21H217V20ZM146 20H147V22H146ZM161 20V21H160ZM167 20L168 21H171L169 24L167 23ZM178 20V21H177ZM204 20V21H203ZM213 20H215V21H217V22H215V21H213ZM236 20V22H234V24L232 23L233 21H235ZM240 20V21H239ZM135 21V22H136ZM140 22H141V20H139ZM138 21V22H139ZM150 21V22H149ZM157 21H159L158 23H157ZM230 21V22H229ZM146 22V23H145ZM209 22H211V23H209ZM216 23V25H215V23ZM228 22H229V24H228ZM152 24H154V22H151ZM150 23V24H151ZM207 24V26H206V24ZM214 23V24H213ZM219 23V24H218ZM230 23H231V26H230ZM127 25H128V23H126ZM129 24H131V23H129ZM134 24V23H133ZM141 24V25H142ZM165 24H168V25H165ZM213 24V25H212ZM126 25V28H128V26ZM135 25H140L139 23L138 24H136L135 23ZM142 25V26H143ZM172 25V26H171ZM174 25V26H173ZM183 25V26H182ZM187 25V26H186ZM233 25V26H232ZM244 25V26H243ZM151 26V25H150ZM152 26V27H153ZM162 27V30H160L161 29V27ZM168 26H169V28H168ZM131 27V26H130ZM134 27V26H133ZM133 27H132V29H133ZM173 28L172 30L174 31L173 33H172V30H171V28ZM235 27V28H234ZM126 28H124V30H126ZM143 28V27H142ZM144 28H143V30H144ZM168 28V29H167ZM123 29V28H122ZM145 29V30H146ZM156 29H153V30H156ZM175 29H176V32H175ZM124 30H122V31H124ZM142 30V31H143ZM146 30V31H147ZM163 30H165V32L163 31ZM138 31H136L135 29H134V33L135 32H138ZM141 31V32H142ZM151 31H152V29H151ZM157 31H155V32H157ZM126 32V31H125ZM127 32H128V34L130 33V36H131V33H132V31L130 30V32L127 30ZM126 32V33H127ZM167 32V33H166ZM171 32V33H170ZM183 32V33H182ZM133 33V34H134ZM167 34L166 36H165V34ZM175 33V34H174ZM181 35H180V34ZM164 34V35H163ZM138 34L137 33H135V36L134 37H136ZM146 35H149V33H147ZM154 35V36H153ZM138 36V37H139ZM141 36V37H142ZM173 37V38H172ZM185 37H187V38H185ZM189 37V38H188ZM140 38V37H139ZM185 38V39H184ZM143 39V38H142ZM141 39V40H142ZM146 39H144V41L146 40ZM140 40V41H141ZM161 40H163V39H161ZM152 41H154V40H152ZM160 41V42H159ZM182 41L184 42L183 43V46H182ZM186 41V42H185ZM143 42V41H142ZM133 43V42H132ZM253 43H255V44H253ZM142 45H143V43H141ZM186 46H185V45ZM189 44V45H188ZM252 46H251V45ZM173 45V46H172ZM188 45V46H187ZM248 45V46H247ZM153 46H155V44L153 45ZM160 46H161V51L159 50L160 49ZM180 46V47H179ZM198 46V47H197ZM133 47V46H132ZM132 47H131V49H132ZM136 47V46H135ZM143 47V46H142ZM141 47V48H142ZM156 47V48H157ZM177 47H179V48H183V51H182V49L181 50H179ZM188 47V48H187ZM204 47V48H203ZM206 47V48H205ZM231 47V48H230ZM233 47V48H232ZM248 47H249V49H248ZM134 48V47H133ZM144 48V47H143ZM185 48H186V51L184 52V50H185ZM197 48H199L200 50H198ZM130 49V47H129V51L131 50ZM135 49V48H134ZM155 49V50H154ZM173 49V50H172ZM227 49H228V51H227ZM246 49V50H245ZM256 49V50H255ZM136 50V52H137V48L135 49ZM203 50V51H202ZM207 50V51H206ZM145 51V50H144ZM157 53H156V52ZM159 51H160V53H159ZM170 51H173V52H171L170 53ZM198 51H200V52H198ZM247 51V52H246ZM249 51V52H248ZM123 52V51H122ZM135 52V53H136ZM137 52V53H138ZM148 52V51H147ZM162 52H163V54H162ZM168 53V55H170V57H172V54L174 55L173 57H175L176 56V58H170L168 55H167V53ZM201 52H203L204 53V56H203V54L201 55ZM145 53H146V51H145ZM144 53V54H145ZM153 53H152V55H153ZM156 53V54H155ZM198 55H197V54ZM248 53V54H247ZM147 54V53H146ZM146 54L144 55V59H145V57H146ZM161 54V55H160ZM257 55L256 57H254L253 55ZM158 55V56H157ZM163 55H166V56H163ZM185 56V57H184ZM203 57V59H202V57ZM206 56V57H205ZM247 56V57H246ZM139 57H142V59L141 60H139L140 61V64L138 63L139 61H138V59H139ZM148 57V58H149ZM155 57H158V58H155ZM189 57V58H188ZM199 57H201V58H199ZM205 57V58H204ZM226 57V58H225ZM246 57V58H245ZM250 57V58H249ZM149 58V59H150ZM168 58H170L171 60L170 61H168ZM185 58H186V60H185ZM208 58V59H207ZM212 58H214V59H212ZM143 59V60H144ZM148 59V60H149ZM180 59H182V60H180ZM201 59H202V61H201ZM205 59V60H204ZM225 59V60H224ZM228 61H230V62H227V64H226V61L227 60ZM231 59H234V60H231ZM248 59V60H247ZM146 60V59H145ZM189 60V61H188ZM209 61V62H206V61ZM211 60H212V62H214L213 64H211ZM157 61V62H156ZM201 61V62H200ZM204 61V62H203ZM221 61H225V64L223 63V62H221ZM233 61H235L236 62V67L235 68H237V64H238V68L239 67H244L245 66V69L248 67V69H250L251 67H253V69L251 68V70H249L248 71V69H246V71H245V69H242V68H240L241 70H244L245 71V75H249V73H251V72H253V73H251V75L253 76L254 75V77H251L250 78V76L251 75H249V80H246V79H248V75L246 76L247 78H245L244 76H242V73H243V71H240L239 72V70H238V68H237V72H236V70H235V73L236 74H239V77H236L237 75H232V78H234L235 77V79H233V80H235L234 81V85H235V87L233 88H230L229 86H227V87H229V91H226V89L224 90V84L222 83V82H225V81H222V79L219 77V76H222V74L221 73H223V71L221 70V71H219V72H221L220 74H218L217 72H218V70H220V69H223L224 70V68L225 67H229V71H230V65H228V64H231V62H233ZM251 61H253L252 63L256 66V67H258L259 69L258 70H255V68H254V65L252 66V65H249L250 63H251ZM142 62V63H141ZM145 62H147V61H145ZM171 62V63H170ZM174 62V63H175ZM176 62V63H177ZM217 62V64H215ZM235 62L233 63V64H235ZM239 62H240V64H239ZM153 63V62H152ZM152 63H150V64H152ZM153 63V66H151V67H154V64ZM165 63H163V64H165ZM173 63V64H174ZM176 63L174 64V66L176 65ZM200 63V64H199ZM224 65V66H222L220 69H219V67H216V69H215V66H221L222 64ZM197 64V65H196ZM206 64V65H205ZM232 64V65H233ZM241 64H243L242 66H241ZM133 65V64H132ZM131 65V66H132ZM169 65H168V67H169ZM177 65H178V63H177ZM205 67H204V66ZM207 65H208V67H207ZM231 65V69L233 70L232 72H234V65L232 66ZM130 66V67H131ZM144 66V65H143ZM157 66V65H156ZM188 66L190 67L188 70H190V71H188V72H191V74L189 73L188 74V76H187V74H185V76H187V78H189V79H193L194 77H196L197 78V74H199L198 76H199V79L200 80H198V78H197V80L195 81L194 79H196V78H194L193 79V84H188V83H190V80H188L186 77L184 78V81H185V83H184V81H182L183 79V77H184V73H185V71H186V73H187V68H188ZM196 66V67H195ZM129 66H126V68L128 69V70H131L130 72L128 71V73H129V75H132V74H130V73H132V71H135L134 69L132 70L131 68L129 69L128 68ZM160 67V66H159ZM158 67V68H159ZM161 67H162V65H161ZM160 67V68H161ZM173 66H172V64H171V68H172ZM176 68H177V66H175ZM186 67V68H185ZM202 68L203 70H204V72L207 70V69H209V70H207V73H209L208 74V76H210V77H208V78H210V80H211V78H213L211 81L212 82H214V84H211L212 82H210L209 80H208V78H206L207 76L204 74V73H202V71H201V69L200 68ZM207 67V68H206ZM211 67V68H210ZM125 68V69H126ZM150 68V67H149ZM156 68V67H155ZM157 68V69H158ZM170 68V67H169ZM168 68V69H169ZM170 68V69H171ZM196 68V69H195ZM263 68V69H262ZM193 69V70H192ZM199 69V70H198ZM218 69V70H217ZM142 70H144V71H142ZM150 70H153V69H148V73L149 72H151ZM183 70H185V71H183ZM200 71L201 72V74H202V76H201V74H200V72H198L197 73V71ZM217 70V71H216ZM137 71H135L134 73L136 74L137 73ZM157 71V70H156ZM162 71H163V73H164V75H162L161 73H162ZM194 71V72H193ZM225 71H226V69H225ZM255 71H257V73L255 74ZM106 72V71H105ZM153 72V71H152ZM149 73L150 74V76L152 77V75H153V73ZM215 72H216V74H215ZM227 73H228V70L226 71ZM226 72H224V73H226ZM231 72V71H230ZM239 72V73H238ZM247 72H249V73H247ZM261 72V73H260ZM134 73H133V76H134ZM137 73V74H138ZM180 73H182V74H180ZM197 73V74H196ZM206 73V72H205ZM141 74V75H140ZM145 74H147V71H146V73ZM155 75H156V73H154ZM171 74V75H170ZM179 74H180V76H179ZM196 76H195V75ZM217 74H218V78H217ZM230 74V73H229ZM258 74L260 75V76H258ZM165 75H167L166 76V78H164L163 79V77L165 76ZM203 75H204V77H203ZM216 75V76H215ZM225 75V74H224ZM223 75V76H224ZM243 77H241V76ZM243 75H244V73H243ZM101 76V77H100ZM169 76V78L171 79L172 78V81H174V86L173 87H176L175 89H176V92L177 93H175V97L173 96V98H172V96H170L171 95V91H170V88H172V85H167V84H164V83H166V82H168V80H166V82L164 81V83H163V80H165V79H167V77ZM171 76V77H170ZM173 76V77H172ZM182 76V78L180 79L181 80V82L182 83H179L180 81H179V77H181ZM191 76H193L192 78H191ZM201 76V77H200ZM223 76H222V78H223ZM228 75L226 74V76H225V79L226 78H228L227 77ZM230 76V75H229ZM99 77V78H98ZM107 77V76H106ZM156 77H154V78H156ZM161 77V78H160ZM178 77V78H177ZM221 79V83L219 82V80H218V82L216 83V81H217V79ZM101 78V79H100ZM103 78V79H102ZM153 77L152 78H150V79H154ZM203 78L206 80H203ZM231 77H229L227 80H228V84H226V85H231V84H229L230 82V80L232 79H230ZM236 78H237V80H236ZM240 78H242V79H244V81L246 80L247 82L249 81V83H247L246 81L245 82H243L242 83V85L240 84L241 82H240V80L242 81V79H240ZM254 78V79H253ZM99 79V80H98ZM149 79V80H150ZM186 79L189 81H186ZM216 81H215V80ZM240 79V80H239ZM223 80H224V78H223ZM233 80H231L232 82V85H233ZM106 81H107V79H106ZM141 81H139V83L141 82ZM171 81V80H170ZM207 81H209L210 82V84L207 82ZM239 81V82H238ZM102 82L104 83V84H102ZM191 82H192V80H191ZM207 82V83H206ZM235 82H237L238 84H237V87L239 88V89H237V91L239 90L240 92V94L238 93L237 95H236V83ZM149 83V84H148ZM195 83V84H194ZM247 83V84H246ZM97 85L99 84L98 82L96 83ZM107 84H108V81H107ZM106 84V85H107ZM161 86H160V85ZM169 84H170V82H169ZM185 84V85H184ZM202 84H204V86L206 85V88L205 87H203L202 86ZM222 84V85H221ZM244 84H246V85H244ZM159 85V86H158ZM187 85V86H186ZM207 85H209V87L207 86ZM212 86V88H211V86ZM215 85V88L213 87ZM221 85V87L220 88H218L219 86ZM225 85V86H226ZM148 86V87H149ZM165 86V87H164ZM167 86V87H166ZM184 86H185V88H184ZM194 86V87H193ZM147 87V88H148ZM168 87H170V88H168ZM183 87V88H182ZM189 87V88H188ZM201 87L204 89V91L203 92H201L200 91V89H201ZM97 88V89H98ZM168 88V89H167ZM183 89V90H181V92H180V89ZM226 88V87H225ZM154 89H156V90H154ZM165 89H167V90H169V93L170 94H167V92L165 91ZM188 89V90H187ZM191 89V90H190ZM218 89V91L220 90V93L217 91V93H215L216 92V90ZM233 89V90H232ZM197 90H199V91H197ZM223 92H222V91ZM228 90V89H227ZM98 91V90H97ZM143 91H146V92H143ZM149 91H150V89H149ZM155 91V92H154ZM172 91H173V93H174V91L175 90H173L172 89ZM197 91V92H196ZM205 92V93H204ZM242 92V93H241ZM145 94V98H144V94ZM149 93V92H148ZM191 93V94H190ZM202 93V94H201ZM92 94V95H91ZM98 94H96L97 96H98ZM102 94V95H101ZM135 94V93H134ZM156 94L159 96L158 98H157V96H156ZM194 94V95H193ZM196 94V95H195ZM209 94V95H208ZM218 94H220V95H218ZM89 95H91L90 97L92 98V99H94V100H92L91 98H89ZM125 95V96H124ZM211 95V96H210ZM236 95V96H235ZM257 95V97H255ZM95 96V95H94ZM102 96V97H101ZM105 98H104V97ZM147 96V97H146ZM239 96V97H238ZM242 96H245V97H242ZM250 96H252L251 98H252V100H250L251 98H250ZM125 97H127L126 98V100H125ZM242 97V98H241ZM96 98L97 99H99L100 100V102L102 101V99H105V102H104V105L103 104H101L100 102H99V104H101V105H99L98 103H97V101H96ZM130 98V99H129ZM174 98H176V99H174ZM204 98V99H203ZM209 98H210V100H209ZM241 98V99H240ZM244 98V99H243ZM91 99V100H90ZM128 99V100H127ZM137 99H139L140 100V102H139V100L137 101ZM162 99V98H161ZM167 99V100H166ZM107 100V101H106ZM111 100H113V103L114 104H112V101ZM203 100V101H202ZM214 100V101H213ZM245 101V103H247V104H250V105H248V107L249 106H251L252 105V103H253V105L251 106V107H253L254 105V109L253 108H250V109H246V105H245V103H243V104H241L243 101ZM248 100V101H247ZM115 101H116V103L118 102V104L116 105V103H115ZM171 101V102H170ZM92 102H94L93 104L94 105H92ZM95 102L97 103L96 105H95ZM106 102H107V104H106ZM128 102L129 103H131V106L128 104ZM137 102H139V103H137ZM213 102V103H212ZM103 103V102H102ZM121 103V104H120ZM208 103L210 104V106H208ZM112 104V105H111ZM157 104V103H156ZM172 104V105H171ZM180 104V105H179ZM205 104V105H204ZM212 104V105H211ZM219 106H218V105ZM113 105H115V108H112V107H114ZM122 105V106H121ZM129 105V107H126V106H128ZM176 105V106H175ZM179 105V106H178ZM215 105V106H214ZM245 105V106H244ZM91 106H89V107H91ZM169 106H168V108H169ZM173 106V107H172ZM204 106H205V108H206V111L204 110ZM207 106V107H206ZM217 106V107H216ZM221 106V107H220ZM245 107V108H243V112H245L246 110H247V112H246V114L245 113H243V112H241L240 110H241V107ZM99 107V108H98ZM117 107V108H116ZM140 107V106H139ZM154 107V108H153ZM155 107H156V109H155ZM175 107V108H174ZM177 107V108H176ZM182 107H185L186 109H184L185 110V113L183 112L182 113V111L183 110H181L182 109ZM216 107V108H215ZM224 107V109H222ZM238 107H239V110H238ZM92 108H91V110H90V108H88L89 109V111H90V113H89V111H88V114L91 116V114L92 115H94L93 113H91L92 112ZM134 108V107H133ZM133 108H132V110L131 111H133ZM138 108V107H137ZM137 108H134V109H137ZM163 108V109H162ZM211 108V109H210ZM214 108H215V111H213L214 110ZM217 108H221V110H222V112L223 113H221V112H219V111H221V110H219L218 111V109ZM140 110V108H139V110H134V112L136 113V114H132L131 115V112L129 111V114H126V116H124V119H129V121L127 120V123H131L130 125H133L134 124V121H135V125H136V123L138 124V122H140V123H143L144 125L147 123V120L145 119V117H144V115L146 114L143 110ZM146 109H145V111H146ZM153 109H155V110H153ZM178 109V110H177ZM104 110V111H105ZM113 110V111H114ZM119 110V109H118ZM118 110H116V112L118 111ZM157 110H158V112H157ZM175 110H177V111H175ZM201 110V111H200ZM209 110H210V112H209ZM212 110V111H211ZM142 111H143V113H145L144 115H142V118L140 119L138 116L140 115L139 113L141 112V114H143L142 113ZM199 111V112H198ZM217 111V112H216ZM225 111V112H224ZM250 111H252L251 112V114L249 113ZM99 112V113H100ZM115 112V113H116ZM120 112V111H119ZM206 112V113H205ZM213 112H215L216 114L213 116V115H211V114H214ZM256 112V113H255ZM125 113H128L127 111H125ZM210 113V114H209ZM255 113V114H254ZM138 114V115H137ZM217 114H219L220 116H218ZM221 114H223V116H224V118L222 117L221 118ZM241 114H242V116H241ZM257 116V118L254 116ZM137 115V116H136ZM173 115V116H172ZM199 115V116H198ZM202 115V116H201ZM209 115H210V117H209ZM217 115V116H216ZM251 117H250V116ZM253 115V116H252ZM156 116V115H155ZM203 117V118H201V117ZM227 116V117H226ZM249 116V117H248ZM149 117V118H150ZM200 117V118H199ZM212 117V118H211ZM216 119H215V118ZM233 117V118H232ZM253 117V118H252ZM133 120H132V119ZM147 118H148V116H147ZM175 118V119H174ZM207 118V119H206ZM208 118H210L211 119V121H210V119H208ZM214 118V119H213ZM219 118V120H217ZM223 119V121L221 120V119ZM138 119V120H137ZM142 119H144L145 120V122H144V120H142ZM193 119H195V120H193ZM203 119V120H202ZM213 119V120H212ZM235 119V120H234ZM143 122H142V121ZM152 120V121H153ZM174 120V121H173ZM210 122H213V123H210ZM225 120H226V122H225ZM218 122V124L220 125V126H218V124L216 123V122ZM221 121V122H220ZM239 121V122H238ZM150 121H148V123H149ZM169 122H167V123H169ZM195 122H196V124H195ZM200 122V123H199ZM126 123V122H125ZM125 124V125H128V124ZM140 123H139V125H140ZM147 123V124H148ZM208 125H207V124ZM215 123V124H214ZM124 124V123H123ZM153 123L151 124H149V125H154ZM192 124H193V126H192ZM206 124V125H205ZM209 124H211V126L214 128H210L209 126ZM217 124V125H216ZM234 124V125H233ZM142 125V124H141ZM162 125V124H161ZM166 125V124H165ZM195 125V126H194ZM215 125H216V127H215ZM232 125H233V127H234V129H233V127H232ZM172 126V127H171ZM173 126H174V129H172L173 128ZM199 126H200V128H199ZM206 126H208L207 128H208V130H205V128H206ZM224 126V127H223ZM226 126V127H225ZM237 126V127H236ZM119 127V126H118ZM136 127V126H135ZM139 127V126H138ZM155 127H158V128H155ZM194 127V128H193ZM205 127V128H204ZM222 127V128H221ZM78 128V127H77ZM170 128V129H169ZM206 128V129H207ZM79 130L81 129H83V128H78ZM77 129V130H78ZM123 129H127V131L126 132H124L123 131ZM135 129H137V128H135ZM161 129H164V130H161ZM172 129V130H171ZM212 129V130H211ZM216 129V130H215ZM141 130V129H140ZM197 130V131H196ZM204 130V131H203ZM211 130V131H210ZM217 130H219V131H217ZM222 130H224V132H222ZM240 130V131H239ZM242 130V131H241ZM137 131H139V129L137 130ZM141 131V133H143ZM163 131V132H162ZM170 131V132H169ZM175 133H174V132ZM207 131H209L210 132V134L207 132ZM215 131H217V132H215ZM136 132V131H135ZM167 132H169V135H168V133ZM205 132V133H204ZM207 132V133H206ZM215 132V133H214ZM238 132H240V133H238ZM116 133V134H115ZM129 133H134V135L133 134H130V136L128 137V134ZM140 133V132H139ZM156 133V134H155ZM163 133V134H162ZM204 133V134H203ZM219 133H221V135L225 138V139H222L221 137V135L219 134ZM227 133V134H226ZM238 133V134H237ZM115 134V135H114ZM125 134L127 135V137H125ZM173 134V135H172ZM214 134V136H212ZM218 134V135H217ZM236 134V135H235ZM109 135V134H108ZM135 135V136H136ZM138 135H140V134H138ZM158 135V136H157ZM172 135V136H171ZM203 135V136H202ZM205 135L207 136L208 135V137H207V139H206V147H204L205 146V142H203V139L205 140ZM210 135L212 136V137H210ZM225 135L228 137H225ZM235 135V136H234ZM246 135V136H245ZM77 136H78V139L80 140L81 139V135L79 136V134L77 133ZM203 137V139H202V137ZM210 137V138H209ZM215 137V138H214ZM218 137H219V139H218ZM235 137H236V139H235ZM142 138V139H141ZM163 138H164V140H163ZM227 138V139H226ZM244 138H246L245 140H244ZM107 139H109V138H107ZM145 139V140H144ZM153 139H154V141L155 142H157V144L159 143H161L158 147L159 148H161V153H158L159 151H157V153H156V151H155V149H156V147H157V145L155 144V145H151V143H152V141H153ZM168 139H169V141H168ZM222 139V140H221ZM82 140V139H81ZM217 140H220V141H217ZM223 140H225L227 143H230V144H227L225 141L223 142ZM230 140V141H229ZM231 140H232V142H231ZM84 141V140H83ZM83 141H81L82 142V144H83ZM94 141H95V139H94ZM139 141H141V142H139ZM161 141V142H160ZM168 141V142H167ZM207 141H209V142H207ZM214 141H216L215 143H214ZM229 141V142H228ZM81 142L79 141V143H80V145H81ZM88 142V141H87ZM128 142H130V141H128ZM127 142V143H128ZM200 142H203V144H201ZM212 142V143H211ZM218 142H220V143H218ZM242 144H241V143ZM133 143H131V145L133 144ZM150 143V144H149ZM162 143H164L163 145H162ZM210 143V144H209ZM220 144V145H222V146H220V145H218V144ZM223 143V144H222ZM235 143V144H234ZM237 143V144H236ZM239 143V144H238ZM249 143V144H248ZM209 144V145H208ZM213 144V145H212ZM232 144H233V146H232ZM129 145H130V143H129ZM130 145V146H131ZM137 145H139V146H137ZM140 145H141V148H140ZM200 145H203V146H201L200 147ZM210 145H212V146H210ZM214 145H216V146H214ZM224 145V146H223ZM235 145V146H234ZM148 146H150L149 148H151V150L152 149H154V150H152V153H153V155H150L149 153H147V156H148V154H149V158H151L152 156H154L153 158H151L150 160H153V159H155L154 160V163H153V161H152V165H150V163H148V161H149V159L145 156V157H143L144 159L146 158V161H147V163H144L143 165L146 167V169H144L145 167L144 166H142V161H144V159L143 158H141L143 155H146V153L144 154L143 153V151L142 150H149V148H148ZM152 146V147H151ZM210 146V147H209ZM218 146H220V147H224L226 150H222V149H219L218 148ZM81 147H79V150H82L83 148H81ZM157 147V148H158ZM209 147V148H208ZM213 147V149H211L210 150V148H212ZM234 147H236L235 149H234ZM87 148H89V149H87ZM147 148V149H146ZM159 148L158 149H156V150H159ZM169 150H168V149ZM223 148V149H224ZM228 148H230V149H228ZM201 149V150H200ZM203 149V150H202ZM233 151V149H234V151L233 152H235V153H233L232 151H231V153H233L234 154V156L232 155V154H229L230 152L228 151ZM78 150V151H79ZM84 150V149H83ZM91 150V151H90ZM94 150V149H93ZM126 150H124V151H126ZM132 150V151H131ZM137 150H140V151H137ZM222 150V151H221ZM154 151H155V154H154ZM162 151H163V154H162ZM211 151H212V153H211ZM216 151V152H215ZM220 151H221V153L223 154H221L220 153ZM226 151H228V152H226ZM140 152V156H139V153ZM148 152V151H147ZM172 152V153H171ZM204 152H206V153H204ZM217 152H219V153H217ZM243 152V153H242ZM79 153V155H81L80 153H84L85 154V150L82 152H78ZM135 153H136V155H135ZM141 153H143V155L141 154ZM151 153V152H150ZM151 153V154H152ZM200 153H201V155L203 156V160H201L200 161V159H202L201 157H199L198 156V154L200 155ZM225 153H227L228 155H226ZM84 154H82V155H84ZM129 154L131 155V157L132 158H135L136 159V157H137V155L140 157V159H142V160H140V165H139V160H138V162L137 161H132L133 159L129 156ZM133 154V155H132ZM158 154V155H157ZM159 154H162V155H164V156H160ZM170 155V156H168V155ZM211 154H213V156H211ZM216 154V155H215ZM78 154H77V157H78V159L79 158H82V156H79ZM117 155H118V157H117ZM142 155V156H141ZM160 156V158L161 159H163V160H161V162H163V164L162 163H160V162H158V161H160V158H159V160L157 161V162H155L157 159H156V157L157 156ZM172 155H173V159H171L172 158ZM200 155V156H201ZM219 155V156H218ZM232 155V156H231ZM237 155V156H236ZM88 156H86L87 158H88ZM115 156V157H114ZM127 156H129L128 158L130 159V161L129 160H127V161H124V159H128L127 158ZM134 156H136V157H134ZM168 158H166V157ZM215 156H217V158H219V157H223V159H217ZM239 156V157H238ZM240 156H241V158H240ZM83 157H85V156H83ZM139 157H137V159H139ZM164 157H165V159H164ZM198 157L200 158L198 161H196L197 159H198ZM208 157H210L209 158V160H207L208 159ZM212 157V158H211ZM100 158V159H99ZM115 158V159H114ZM122 158V160L125 162H123L124 163V165H123V163L121 164V162H122V160H119V159H121ZM158 158V157H157ZM204 158H207V159H204ZM235 158H236V160H235ZM86 159V158H85ZM84 159V160H85ZM136 159V160H137ZM167 159V160H166ZM171 159V160H170ZM175 159V160H174ZM215 159V160H214ZM233 159V160H232ZM97 160H100L102 163H100V161H99V163L97 162ZM119 160V161H118ZM219 160V161H218ZM224 161V162H222V161ZM230 160V161H229ZM237 162H235V161ZM239 160V161H238ZM120 162V164L121 165H123V167H126V169H128V168H132L133 166H131V165H134L135 164V168L136 169H131V170H124L125 171V173L127 172V175H126V178H128L129 177V179H126V178H124L125 180H126V182L125 181H121V183L123 184V182H125V184L126 183H128L129 181H131L130 183H128L130 186H131V183L134 181H132L131 180V178L132 177H135V176H132V174H134V175H137L136 177H139L138 179H137V181H139V182H136L137 183V185H138V183H140V184H142V180L140 181L139 179H143L142 178V176H143V174H145L146 176H143L144 178L145 177H147L148 176V178H146L147 180L146 181H144L143 180V182H147L145 185L144 184H142L141 186H143L141 189H142V192L144 193L143 195L145 196L147 193H145V191L146 192H148L149 190V192H148V194L145 196V198H147V202L145 201V199H143V197L144 196H141L140 194H142V192L141 191H138L139 189H140V187H136L135 186V181H136V178H135V181H134V183H132L136 188L134 189L133 188V186L132 187H128V184H127V186L125 185V184H123L124 186L122 187L123 189H129V190H125V191H127V192H125L124 190H122V189H120L119 191H120V193H116V194H121V197H120V195H119V197L118 196H116L115 194V196H116V198H115V196L114 197H112L111 195V197H112V199L113 200H116L117 202H113V200L111 201V203H110V199H111V197H109V199H107L105 196H109V195H107V190H103V192L102 193H104V194H102L100 191H102V189H108L106 186L108 185V187H109V185H110V187L111 188H115V187H113L114 186V183H116V181H118L117 179H116V181H115V179L113 180V181H115L114 183H113V185L111 186V184H109L108 182H107V184L106 185H104L103 187H102V185L101 184H99L98 183V181L99 182H101L100 180H102L100 177V172H102V176L104 175V174H106V172L108 173V172H111V171H113V170H111L110 171V169L112 168L113 169V167H114V170H116L115 168H118V167H116V165H115V163H114V165H112V167H107V165H109L110 163L109 162ZM131 161H132V164H131ZM146 161H144V162H146ZM166 161V162H165ZM203 161H205L204 163H206L207 162V164H204V166H200V164H203ZM233 161V162H232ZM127 162H129V164L127 163ZM133 162H134V164H133ZM138 163V167H136V165H137V163ZM174 162V163H173ZM180 162V164H178V163ZM190 162V163H189ZM197 162H199V163H197ZM200 162H202V163H200ZM219 162V163H218ZM220 162L222 163V166H221V164H220ZM226 162V164H224ZM232 162V164H230ZM95 163H97V165H95ZM105 163V164H104ZM108 163V164H107ZM229 163V164H228ZM99 164H100V166L101 167H103V169L101 168L100 169V171H99V173H97L96 171L94 172V170H95V167H98L99 166ZM102 164V165H101ZM107 164V165H106ZM119 164V165H120ZM131 164V165H130ZM155 164V165H154ZM169 164L171 165V166H169ZM173 164H175L174 166H173ZM176 164H178V165H180V166H178V165H176ZM184 164V165H183ZM187 164V165H186ZM191 164V165H190ZM211 164H213V165H211ZM215 164H217L218 166H216ZM118 165V166H119ZM125 165H130V167L129 166H125ZM150 165V166H149ZM157 165V166H156ZM161 165V166H160ZM164 165V166H163ZM183 165V166H182ZM194 165V166H193ZM197 165H199V166H197ZM207 165H209L208 166V168L206 167ZM220 165V166H219ZM229 165H230V167H229ZM90 166V167H89ZM109 166H111V165H109ZM140 166H141V168L142 167H144V168H142V169H140ZM169 166V167H168ZM197 166V167H196ZM212 166L214 167V168H212ZM224 166V167H223ZM92 167H93V169H92ZM107 167V168H106ZM150 167H151V169H150ZM156 167V168H155ZM200 167V168H199ZM218 167H220V168H218ZM222 167V168H221ZM226 167H229V169H231V171L228 169V171H227V168ZM235 167L237 168V170L235 169ZM110 168V169H109ZM122 167H120V169H121ZM149 168V169H148ZM173 168V169H172ZM174 168H175V170H174ZM197 168V169H196ZM211 170H210V169ZM226 168V169H225ZM90 169L91 170H93V173L90 171ZM97 169H99V168H97ZM109 169V170H108ZM120 169L118 168L116 171V175L114 176V177H119V179H121V175H119V174H121L122 172H120ZM187 169H189V170H187ZM196 171H195V170ZM204 169H206L205 170V175H206V173H207V175H208V173H211V177H208V176H201V174H204ZM222 169H223V171H222ZM225 169V170H224ZM233 169V170H232ZM242 169V170H241ZM108 170V171H107ZM122 170V169H121ZM141 170L143 171V174L141 175L140 173H142L141 172ZM144 170L146 171H148L149 172V174H148V172L146 171V173L144 172ZM183 170H186V171H183ZM196 172H194V171ZM198 170V171H197ZM212 171V172H210V171ZM240 170V171H239ZM83 171V172H82ZM98 171V170H97ZM124 171H123V174H124ZM130 171H132V172H130ZM137 171H138V174H137ZM180 171V172H179ZM202 172V173H199V172ZM216 171H218L219 172V175H218V173L216 172ZM222 172V175H223V177H222V175H221V172ZM226 171H227V173H226ZM105 172V173H104ZM136 172V173H135ZM140 172V173H139ZM179 172V173H178ZM183 172V173H182ZM191 172H193V173H195V175H193V173H191ZM234 172V173H233ZM237 172V173H236ZM80 173V174H81ZM91 173V174H90ZM114 173H115V171H114ZM118 173V174H117ZM129 173H131L130 175H128ZM151 173H153V174H151ZM176 173V174H175ZM181 173H182V175H181ZM200 174L199 176H197L198 174ZM216 173H217V176H220V180H215V179H217L218 177L216 176ZM229 173H232V174H229ZM236 173V174H235ZM88 174H90L89 176H88ZM93 174V175H92ZM122 174V176H125V175H123ZM157 174V175H156ZM184 174V175H183ZM186 174V175H185ZM197 174V175H196ZM213 174H215L214 176H212ZM98 175V176H97ZM140 175V176H139ZM157 177V178H154L155 176ZM228 175H230V178H229V176ZM249 175V176H248ZM83 176H78L77 175V177H83ZM128 176V177H127ZM162 176H164V177H162ZM167 176V177H166ZM193 176V177H192ZM194 176H195V178H194ZM198 178H197V177ZM96 177V178H95ZM166 177V178H165ZM179 177V178H178ZM189 179H188V178ZM206 177V178H205ZM207 177H208V180H210L209 181V183L210 184H214V186L212 185H210L208 182H207V184H209V185H205V183L206 182H204V180H207ZM217 177V178H216ZM229 178V180H228V178ZM248 177V178H247ZM109 178V179H108ZM108 178H106V179H108V180H110V177H108ZM171 178V179H170ZM186 180V183L184 182L183 183V180L184 179ZM194 178V179H193ZM197 178V179H196ZM205 178V179H204ZM211 178H214L213 180L216 182V184H218L217 186H216V184L214 183V181L212 182L211 180ZM222 178V179H221ZM235 178V179H234ZM241 178V180H243V181H240L239 179ZM81 179V178H80ZM83 179V178H82ZM106 179H104L105 180V182L107 181ZM111 179H112V177H111ZM134 179V178H133ZM149 179V180H148ZM166 179V180H165ZM175 179V180H174ZM198 179H201V180H198ZM204 179V180H203ZM219 179V178H218ZM231 179V180H230ZM233 179V180H232ZM87 180V181H86ZM104 180H102V181H104ZM122 180V179H121ZM157 180V181H156ZM159 180V181H158ZM162 180V181H161ZM184 180V181H185ZM190 182H189V181ZM207 180V181H208ZM224 180V181H223ZM235 180L237 181V182H235ZM97 181V182H96ZM111 181V180H110ZM113 181H111V183L113 182ZM128 181V182H127ZM165 181V182H164ZM194 181H196V182H194ZM199 181L202 183H200L201 185H199ZM240 181V182H239ZM253 181V182H252ZM90 182V183H89ZM105 182H101L102 184L103 183H105ZM150 182V183H149ZM203 182H204V185H203ZM221 182V184L219 185V183ZM223 182H225V183H223ZM226 182H228L227 184H226ZM235 182V183H234ZM119 183H120V181H119ZM119 183L117 182V184H118V186H120L119 185ZM174 183V184H173ZM176 183V184H175ZM191 184V185H189L188 186V184ZM224 185H226V186H224L223 187V184ZM245 183V184H244ZM97 184V185H96ZM166 184H167V186H166ZM186 184H187V186H186ZM196 186H195V185ZM231 186H230V185ZM234 184V185H233ZM244 184V185H243ZM155 185V186H154ZM162 185V186H161ZM228 185V186H227ZM236 185V186H235ZM242 185V186H241ZM246 185H248V189H246ZM90 186V185H89ZM117 186V185H116ZM126 186V187H125ZM140 186V185H139ZM147 186H150L149 187V189H148V187ZM168 186H172V187H168ZM205 186V188H203ZM208 186V187H207ZM216 186V187H215ZM230 186V187H229ZM234 186V187H233ZM238 186V187H237ZM93 187V188H92ZM98 187V188H97ZM121 187V186H120ZM128 187V188H127ZM153 189H152V188ZM157 187V188H156ZM167 187V188H166ZM188 188V190H187V188ZM221 187V188H220ZM164 188V189H163ZM166 188V189H165ZM173 190H172V189ZM179 188V189H178ZM203 188V189H202ZM212 188H213V190H212ZM219 189V190H217V189ZM225 190H224V189ZM242 188V189H241ZM119 188H117V190H118ZM132 189H134L133 191L135 192L134 193V197H136L135 196V194H136V189H138L137 190V192H139L138 194L142 197L139 201H140V204H138L139 202L137 201V204H135V201L133 202V200H134V198H133V196H132V198H133V200H131L130 198L131 197H129V198H127L128 196H129V193L132 191ZM154 190V191H152V190ZM156 189V190H155ZM157 189H160V190H158L157 191ZM170 189V190H169ZM180 189L182 190V191H180ZM193 189V190H192ZM196 189L198 190V191H196ZM222 189H223V191H222ZM227 189V190H226ZM229 189V190H228ZM231 189H234V190H231ZM94 190H97V191H94ZM110 190H115V189H109V191H108V193L110 194ZM122 190V191H121ZM131 190V191H130ZM170 192H169V191ZM175 190V191H174ZM177 190V191H176ZM186 190V191H185ZM247 190V191H246ZM85 191V190H84ZM129 191V192H128ZM160 191V192H159ZM162 191H163V193H162ZM168 191V192H167ZM202 191V192H201ZM208 191V192H207ZM222 191V192H221ZM113 192V191H112ZM116 191H114V193H115ZM122 192V193H121ZM123 192H125V193H128V194H125L124 193V195H123ZM158 192V193H157ZM172 192V193H171ZM174 192H175V196H176V198H175V196H174ZM189 192H191V193H189ZM215 192H216V194H215ZM243 192V193H242ZM81 193H78V194H80L81 195ZM92 193V194H91ZM101 193V194H100ZM106 193V194H105ZM156 193V194H155ZM167 193V194H166ZM178 195H177V194ZM202 193L204 194L203 196H202ZM101 196H100V195ZM111 194H113V193H111ZM151 194V195H150ZM160 194V195H159ZM161 194H162V196H163V198H162V196H161ZM167 196H166V195ZM180 194V195H179ZM208 194H210V196L208 195ZM224 194H225V196H224ZM82 195V196H83ZM87 195V196H86ZM128 195V196H127ZM133 195V194H132ZM151 196V198L152 199H150L149 198V196ZM164 195L166 196V197H168L169 196V198L167 199L166 197V199L164 198ZM207 195V196H206ZM215 195V196H214ZM241 195V196H240ZM94 196H95V199H94ZM125 196H126V198H125ZM139 196V197H140ZM214 196V197H213ZM222 196V197H221ZM229 196V197H228ZM233 196V197H232ZM247 196V198H245ZM100 197H102V198H100ZM123 197V198H122ZM137 197H138V195H137ZM154 197V198H153ZM157 197H158V199H157ZM178 197V198H177ZM207 197V198H206ZM225 197V198H224ZM230 197H232V198H230ZM118 198H119V200H118ZM121 198V199H120ZM149 198V199H148ZM162 198V199H161ZM180 198V199H179ZM182 198V199H181ZM206 198V199H205ZM221 198H223V199H221ZM100 199H102V201L99 200ZM125 199H130V200H125ZM136 199H138V198H136ZM156 199H157V201H156ZM165 199V200H164ZM170 199H172L173 201H170ZM177 199V200H176ZM205 199V200H204ZM105 200H106V202H105ZM125 200V201H124ZM152 200H153V202H152ZM162 200V201H161ZM167 200H168V202H167ZM212 200V201H211ZM226 200V201H225ZM109 201V204L107 203ZM122 201V202H121ZM129 201V202H128ZM154 201H155V203H154ZM159 201V203H156V202H158ZM170 201V202H169ZM176 201H178L179 203H177ZM183 202V204H181L182 202ZM84 202V200L81 202V204L80 205H82L83 203H85ZM92 202V203H91ZM98 202H100V203H98ZM124 202V203H123ZM126 202L128 203V204H126ZM130 202H133L132 204H135V205H137L138 207H132L133 205H130ZM141 202H143V203H145V204H143V203H141ZM173 203V205H172V203ZM211 202V204L210 205H208L209 203ZM220 202V203H219ZM226 202H228V203H226ZM116 203V204H115ZM121 204V203H123L122 204V206L124 205L125 207H131L130 209L129 208H125V207H123V212H122V209H120L121 211L119 212V208H117V207H121V205L120 206H117V204ZM166 203H169V204H166ZM174 203H175V205H174ZM86 204V205H87ZM99 204V205H98ZM111 204V205H110ZM142 204V205H141ZM161 204L163 205L162 207H164L163 209H162V207H161ZM171 204V205H170ZM220 204V205H219ZM227 204V205H226ZM101 205V207L102 208H99L98 206H100ZM102 205H104V206H102ZM108 207H107V206ZM116 205V207H114ZM178 205V206H177ZM182 205V206H181ZM224 205V206H223ZM152 206V207H151ZM155 208H154V207ZM159 206V207H158ZM170 206H172L173 208V210H171V207ZM180 206L182 207V208H180ZM210 206V207H209ZM68 207V206H67ZM140 207V210L138 209ZM166 207V208H165ZM184 207V208H183ZM70 208V207H69ZM81 208V207H80ZM134 208V211H132L131 209H133ZM136 208V209H135ZM156 208H157V210H156ZM161 208V209H160ZM175 208V209H174ZM179 208V209H178ZM65 209H67L66 207H65ZM71 209H68V210H66V211H70ZM101 209L102 210H104L105 209V212H102L101 211ZM112 209V210H111ZM118 209V210H117ZM155 209V210H154ZM160 209V210H159ZM170 210V211H172V212H170V211H168V210ZM77 211V212H73V211ZM106 210H107V213L108 214H106ZM110 212H109V211ZM126 210V211H125ZM130 210V211H129ZM167 210V211H166ZM178 210V211H177ZM181 210H182V212H181ZM118 211V212H117ZM124 211H125V213H124ZM129 213H128V212ZM154 211V212H153ZM158 211V212H157ZM176 211L178 212V213H176ZM88 212H86V213H88ZM97 212H99V213H97ZM102 212V213H101ZM114 212V213H113ZM115 212L117 213V214H119L118 215V217H117V214L116 215H114L115 214ZM79 213V214H78ZM80 213H81V215H80ZM94 213V214H93ZM122 213H124V214H122ZM134 213V214H133ZM171 213H174L173 215L171 214ZM70 214L71 213H69L68 215H66L67 217L68 216H70ZM72 214V215H73ZM110 214V215H109ZM113 214V215H112ZM128 214V215H127ZM133 214V215H132ZM151 214V215H150ZM166 214V215H165ZM179 214V215H178ZM204 214V215H203ZM65 215H63V216H65ZM112 215V216H111ZM124 215V216H123ZM133 216V218H135L136 217V219L135 220H133V218H132V216ZM139 215V216H138ZM172 215V216H171ZM74 216H75V214H74ZM83 216V217H82ZM115 216H116V218H115ZM123 216V217H122ZM129 216V217H128ZM131 216V217H130ZM143 216H145V217H143ZM154 216H157V217H155V218H153ZM176 216H178V217H176ZM87 217H88V214H87ZM109 217H112V218H110V220H109ZM124 217H126V218H124ZM130 219L131 218V220H129L128 218ZM140 217V218H139ZM150 219H149V218ZM168 217V218H167ZM102 218V219H101ZM113 218H115V219H113ZM138 218V219H137ZM153 218V219H152ZM174 218H175V220H174ZM63 219V220H62ZM112 219V220H111ZM117 219V220H116ZM149 219V220H148ZM99 220H101V221H99ZM127 222H126V221ZM129 220V221H128ZM140 220V221H139ZM148 220V221H147ZM151 220V221H150ZM171 220V221H170ZM178 220V221H177ZM203 220V221H202ZM58 221H59V225L57 226V223H58ZM62 221H64V222H62ZM90 222V223H88V225L90 224L91 226H93V227H97V228H92L91 226H89L90 228H92L91 230H92V232H91V230H88L87 229V225L86 224H84L85 222ZM103 221V222H102ZM118 221V222H117ZM131 221H132V223H131ZM136 221H138V222H136ZM176 221V222H175ZM60 222H61V224H60ZM69 225V226H67V224ZM77 222V223H76ZM86 222V223H87ZM102 222V223H101ZM105 222V223H104ZM117 222V224H119L118 226H117V224L115 225V223ZM123 222V223H122ZM125 223H127V226H126V224ZM129 223V224H128ZM133 223H135L134 225H133ZM46 224H45V226H46ZM65 224H66V226H65ZM79 224V225H78ZM84 224V225H83ZM103 226H102V225ZM110 224L112 225H115L116 226V228H115V226H110ZM123 224V225H122ZM54 225H56L57 227H59V228H56V229H54ZM81 225H83L81 228H80V226ZM109 225V226H108ZM139 227H138V226ZM47 226V227H48ZM55 226V227H56ZM76 226V227H75ZM122 226V227H121ZM131 226H132V228H131ZM137 226V227H136ZM229 226V227H228ZM68 227V228H67ZM84 227H86V229L90 232L89 234H88V232H87V230H85L84 229ZM88 227V228H89ZM125 227V228H124ZM130 229L129 231H127L128 229ZM136 227V228H135ZM89 228V229H90ZM101 228H103V230L106 228V230H107V228H108V233H106V232H103L102 233V230L100 229V231H98L99 229ZM112 228V229H111ZM135 228V229H134ZM176 228V229H175ZM230 228H232V229H230ZM97 229V230H96ZM115 229V230H114ZM116 229H120V230H116ZM126 229V231H124ZM137 229H138V231H137ZM140 229V230H139ZM178 229V230H177ZM78 230V231H77ZM105 230V231H106ZM208 230H209V232H208ZM86 231V233H84ZM113 231V233H111ZM116 233H115V232ZM118 231H120L119 233H117ZM132 231V232H131ZM179 231V232H178ZM206 231V232H205ZM48 232V233H49ZM80 232V234H83L81 237L80 236H78V235H80V234H76V233H79ZM110 232V233H109ZM137 232V233H136ZM200 232H201V234H200ZM208 232V233H207ZM212 232V233H211ZM74 233V234H73ZM98 233V234H97ZM100 233V234H99ZM106 233V234H105ZM115 233V236H117V234L118 235H120L121 236V238L120 239H123V240H117L116 238H115V236H113L112 234H114ZM121 233H123V234H121ZM124 233H126V234H124ZM128 233H130V234H128ZM134 233H136L137 235H135ZM179 233H180V235H179ZM209 233H210V235H209ZM138 234H140V235H138ZM154 235V236H151V235ZM169 234H170V236H169ZM182 234V235H181ZM261 234H263V235H261ZM50 235V236H49ZM66 235V236H65ZM74 235H76V236H74ZM110 235L111 236H113V237H110ZM134 235H135V237H140V236H142L143 237V235H145V236H147V238L148 237H151L152 239V241L150 240V241H148L147 240V238H146V240L148 241V242H146V241H144V240H142V239H145V236L142 238V237H140L141 238V240H138V239H140V238H138V239H134L135 237H134ZM204 235V236H203ZM206 235H207V237H206ZM213 235V236H212ZM226 235H228L227 237H228V239H225V238H227L226 237ZM52 236V237H51ZM86 238H85V237ZM119 236V237H120ZM133 236V237H132ZM183 236V237H182ZM186 236V237H185ZM192 236V237H191ZM208 236H211V239L212 238H214V242H210V241H212V240H210V238L208 237ZM236 236H238V237H236ZM123 237V238H122ZM125 237V238H124ZM129 237V238H128ZM131 237V238H130ZM181 237V238H180ZM200 237H203L202 239L200 238ZM208 239V240H210L209 242L210 243H208V240H206V238ZM215 237H217V238H215ZM220 237V238H219ZM225 237V238H224ZM84 240H86V241H88L89 243L87 244L86 243V241L84 242V241H82L83 239ZM113 238V239H112ZM117 238H118V236H117ZM129 239V241L130 242H135L136 241V243H140V245L137 247V245L138 244H136V247L134 246L133 247V245H130V242L128 243V239ZM186 238V239H185ZM190 238V239H189ZM196 238V239H195ZM205 238V239H204ZM219 238V239H218ZM231 238L233 239V241L231 240ZM157 239H156V241H157ZM158 239V240H159ZM174 239V238H173ZM192 239H193V241H192ZM195 239V240H194ZM200 239V240H199ZM247 239V240H246ZM108 240V241H107ZM112 240V242H113V240H114V242H116V244L114 243V244H112V243H110V244H108L109 243V241H111ZM125 240V241H124ZM126 240H127V243H126ZM134 240V241H133ZM165 240V239H164ZM180 240V241H181ZM187 240V241H186ZM189 240V241H188ZM193 242L192 243V246H191V241ZM199 240V241H198ZM203 240V244H204V242H205V245L204 246H200V243H202L201 241ZM204 240H206V241H204ZM225 240V241H224ZM229 240H231V241H229ZM46 241V242H47ZM58 243H57V242ZM68 241V242H69ZM79 241H81V243L83 242V247H84V245H85V247H84V250H85V248H87L86 250L87 251H85L84 253H82V250H81V252L80 251H78V249L79 248H77L76 247V245L78 244V242ZM105 241V242H104ZM123 242L124 241V243L122 244V243H120V242ZM139 241H141V242H139ZM154 241V242H153ZM163 241V240H162ZM198 241V242H197ZM221 241V242H220ZM227 241V242H226ZM244 241V242H243ZM248 241V242H247ZM250 241H252L251 243L253 244V242H256V243H254L255 245L253 246L252 244H250ZM67 241H65L64 243H66ZM93 242V243H92ZM101 242V243H100ZM104 242V243H103ZM119 242V243H118ZM151 244H150V243ZM158 242V241H157ZM168 242V243H167ZM179 242V241H178ZM190 244H189V243ZM194 242H196V246L198 247V248H196V250H195V243ZM200 242V243H199ZM225 242V243H224ZM228 242H232L231 244H232V246H230V245H228ZM239 243V244H237V243ZM66 247V249L64 250L63 249V245ZM70 243V242H69ZM68 243V244H69ZM103 243V244H102ZM117 243H118V245H117ZM180 243H178V244H180ZM182 243H184V244H182ZM186 243H188V244H186ZM218 243V244H217ZM44 244H46L45 243V241H44ZM124 246V248H122V246ZM143 244V245H142ZM168 244H170V246H172L170 249H168L167 247V245ZM198 244V245H197ZM211 244L212 246H214V247H211V245L209 246V245ZM214 244V245H213ZM234 244V245H233ZM242 245V246H238V245ZM54 245H56V248H54ZM146 245V246H145ZM217 245V246H216ZM222 245V246H221ZM223 245H224V247H223ZM258 245V248L256 247ZM77 246H79V245H77ZM81 246V245H80ZM79 246V247H80ZM121 246V247H120ZM144 247L145 249H141L140 250V248L139 247ZM153 246H155V244H153ZM159 246V247H158ZM169 246V247H170ZM184 246H185V248H184ZM202 248L203 247V249H201L200 247ZM206 246V249L204 248ZM230 247L229 249H228V247ZM235 246V247H234ZM117 247V248H116ZM120 249H119V248ZM125 247L127 248V247H129L130 249H125ZM131 247H133V249L131 248ZM142 247V248H143ZM187 247H189V248H187ZM193 247V249H191ZM207 247H209L210 249H208ZM217 249H216V248ZM256 247V248H255ZM50 246L47 248V249H49V251L47 250V249H45L46 251H48L47 253H49L50 254ZM58 248L60 249V250H58ZM69 248V249H70ZM77 248V249H76ZM80 248H82V247H80ZM114 248V247H113ZM150 248H147L148 250L150 249ZM158 248H159V250H158ZM174 248V247H173ZM201 250H200V249ZM220 248H221V251H220ZM226 248H227V250H226ZM233 249V250H235V252H228V250L229 251H231L230 249ZM234 248H237L238 249V251H236L237 249H234ZM68 249V250H69ZM75 249V250H74ZM122 249V250H121ZM185 249V250H184ZM187 249H189V251L187 250ZM199 249V250H198ZM208 249V250H207ZM257 249V250H256ZM56 250H58V251H56ZM148 250H146V253H147V251ZM173 250V249H172ZM180 250V251H181ZM192 252H191V251ZM195 250V251H194ZM198 250V251H197ZM209 250H211V252L209 251ZM217 250H218V252H217ZM225 250L227 251V252H225ZM232 250V251H233ZM252 250V251H253ZM54 251H51L52 252V254H53V252ZM150 251V250H149ZM159 251V253L160 254H162L161 256H163V257H160L159 255L160 254H158L157 252ZM199 252V253H197V252ZM222 251H223V253H222ZM249 251V252H248ZM251 251V252H252ZM262 251H264V250H262ZM262 251H259L260 252V254H262L263 252ZM54 252V253H55ZM145 251H143L142 253H144ZM167 252H168V254H173L174 256H173V258H172V256H171V254L168 256L167 255V259L169 258L170 260H167V259H165V255L167 254ZM174 252L176 253L177 252V255H175L174 254ZM244 252V253H243ZM254 252V251H253ZM262 252V253H261ZM44 254V256H48L49 254ZM57 253H55V254H53V256L55 255L56 256V254ZM64 253H63V255H64ZM126 253H128V254H126ZM141 253V252H140ZM149 253V252H148ZM152 253H153V255H152ZM154 253H157V255L159 256H157L156 254H155V256H154ZM192 253V254H191ZM193 253H196L197 254V257H195V255L196 254H193ZM202 253V254H201ZM205 253V254H204ZM215 253V254H214ZM226 253H227V256H226ZM241 253V254H240ZM245 253H248V255L247 254H245ZM84 254H86L85 256H84ZM222 254H223V256H222ZM225 254V255H224ZM230 254V255H229ZM235 254V255H234ZM244 254V255H243ZM252 254V253H251ZM259 254V255H260ZM264 254V253H263ZM61 255V254H60ZM60 255H58V256H60ZM64 255V256H65ZM89 255V256H90ZM131 255H132V258L134 259V260H132V258H131ZM135 255V256H134ZM146 255V256H147ZM188 255H193V257L195 258V259H193V257H188ZM229 255V256H228ZM232 255H234V256H237V258H234V256H232ZM242 255L244 256L243 258H245V259H243L242 258ZM247 255V256H246ZM253 256H252V261L256 258V259H258V258H260V256L257 258L256 256L257 255H255V253L254 254H252ZM51 254H50V257H52V259L51 260H53V261H55L56 260V258H57V256L55 257H53ZM69 256H70V254H69ZM77 256V257H78ZM175 256H179V257H176V258H174ZM183 256H184V258H183ZM186 256V257H185ZM234 258H232V257ZM247 257V259L246 260H249V261H247V262H243V264H247V263H250V262H252V261H250V258L251 257ZM49 257V256H48ZM63 257V256H62ZM62 257L60 256V258L62 259ZM66 257H64V258H66ZM91 257H93V256H91ZM120 258V260H119V258ZM128 257V259H129V261H130V263L128 262V260L126 259ZM156 257V258H155ZM189 259H188V258ZM226 257V258H225ZM238 257H240V259L238 258ZM60 258H58V260H60L61 261V263H58V264H64L65 262L63 261V259L61 260ZM81 258L83 259V260H81ZM88 258H90V257H88ZM87 258V259H88ZM122 258H124V259H122ZM155 258V259H154ZM181 260H180V259ZM186 258V259H185ZM228 258V259H227ZM232 259V261H231V259ZM254 258V259H253ZM264 258V256H262L261 257V260ZM46 259V258H45ZM50 259H49V261H50ZM73 259V260H72ZM92 259V261H94L93 259L94 258H91ZM91 259H90V261H91ZM126 259V260H125ZM151 259V260H150ZM154 259V260H153ZM167 261V262H165V260ZM175 259V260H174ZM184 259L187 261V262H185L184 261ZM227 259V260H226ZM239 261H238V260ZM47 260H48V258L46 259V263L45 264H47ZM123 260H125V261H123ZM142 260H141V262H142ZM143 261L142 263L143 264H146L147 262L146 261ZM178 260H180V261H178ZM191 260V261H190ZM237 260V261H236ZM260 260V259H259ZM257 261V260H255V261H257V262H264V259L262 260V261ZM48 261V262H49ZM60 261H58V262H60ZM77 262L76 264H79L80 262ZM88 261V260H87ZM90 261H88V263L89 264H95V262L94 263H91ZM149 261H148V263L147 264H153V263H149ZM178 261V262H177ZM193 261V262H192ZM233 261V262H234ZM56 262V261H55ZM71 262V263H70ZM84 262V261H83ZM82 262V263H83ZM117 262V263H116ZM121 262H119V263H121ZM138 262V261H137ZM182 262V263H181ZM226 262V263H225ZM232 262V264H234ZM237 262V263H236ZM254 262V261H253ZM256 262V263H257ZM50 263H52L51 261L49 262V264ZM141 263V264H142ZM158 263V264H159ZM255 263V262H254ZM53 264V263H52ZM81 264V263H80ZM83 264H85V263H83ZM86 264H87V262H86ZM122 264V263H121ZM124 264V263H123ZM134 264V263H133ZM135 264H140V261L138 262V263H136L135 262ZM157 264V263H156ZM167 264H169V263H167ZM171 264V263H170ZM241 264V263H240ZM253 264V263H252Z\"/></svg>",
    "mask_w": 264,
    "mask_h": 264
}]
</instances>
